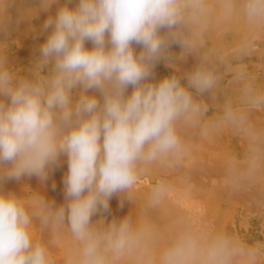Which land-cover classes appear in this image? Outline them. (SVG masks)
Returning a JSON list of instances; mask_svg holds the SVG:
<instances>
[{
  "label": "clouds",
  "instance_id": "9594fccd",
  "mask_svg": "<svg viewBox=\"0 0 264 264\" xmlns=\"http://www.w3.org/2000/svg\"><path fill=\"white\" fill-rule=\"evenodd\" d=\"M12 3L0 0V31ZM36 4L22 16L49 13L41 29L47 36L27 74L11 67L0 43V184L24 177L44 184L63 156L64 203L39 194L26 201L0 190V264H52L45 245L33 239L34 217L54 229L67 224L80 245L77 264H113L144 247L143 230L128 218L98 228L92 218L139 182L138 166L183 151L176 124L202 112L193 92L213 89L216 74L205 62L183 77L157 81L153 71L160 62L171 63L174 46L184 54L195 50L189 32L204 23L210 8L207 0ZM220 11L240 12L249 24L264 27V0H222ZM225 116L246 119L230 107ZM159 264H260V252L226 233L182 226Z\"/></svg>",
  "mask_w": 264,
  "mask_h": 264
},
{
  "label": "bare ground",
  "instance_id": "6f19581e",
  "mask_svg": "<svg viewBox=\"0 0 264 264\" xmlns=\"http://www.w3.org/2000/svg\"><path fill=\"white\" fill-rule=\"evenodd\" d=\"M21 1H26V0H20V2ZM211 1V0H210ZM209 0H207V2L209 3L208 4V6L210 5V2ZM214 1H216V0H214ZM213 1V2H214ZM222 1V0H221ZM19 1H18V3H20ZM18 3H17V0H13V3L11 4V6L14 8L15 6L17 7V5H18ZM35 3H36V0H35ZM217 3V2H216ZM215 3V4H216ZM220 3V2H219ZM212 4V3H211ZM214 4V6H213V8L216 6ZM27 5H28V3H27ZM10 6V7H11ZM35 6H37V4L35 5ZM56 8H57V5H53L52 6V8L50 9L51 11L54 9V10H56ZM211 9V12L213 13V10L214 9ZM15 10V9H14ZM52 11V12H54L55 13V11ZM220 10V9H219ZM219 10H218V8H217V11H218V13H219ZM9 11V10H8ZM51 11H50V13H51ZM10 13H11V11H9V15H10ZM40 13H43V14H40ZM40 13H38V17L40 18V20L39 19H37V21H38V24H34L33 25V23H32V25L33 26H31V27H33L34 29H35V26H37L36 28H38V30L39 31H37V29H36V32L34 31V33H31V35H36V33H38L39 34V32H40V34L41 33H43L42 31H40L41 29H42V27H38V26H43V20H41L42 18H44V21L47 19V16L49 15V14H47V12H40ZM54 13H52V14H54ZM215 13H217V12H215ZM240 12H238V13H236L237 14V16H236V18L240 15L239 14ZM12 14V13H11ZM15 14V13H14ZM41 16H40V15ZM220 14V13H219ZM235 14V15H236ZM239 14V15H238ZM19 15V14H18ZM208 15H209V13H208ZM218 15V14H217ZM242 15V14H241ZM213 16V15H212ZM212 16H210V18L212 17ZM231 16H233V15H231ZM230 16V17H231ZM221 17H224V16H221ZM229 17V18H230ZM240 17V16H239ZM243 17V16H242ZM9 18H14V17H9ZM21 18H24L23 16H22V13H21V16L19 15V17H18V20H17V23L16 24H14L16 27L18 26V24L22 21V22H24L23 20H21ZM209 18V17H208ZM208 18H207V20H208ZM29 19V18H28ZM32 19V18H31ZM212 19H213V17H212ZM211 19V20H212ZM227 19V18H226ZM242 19H244V18H242ZM241 19V20H242ZM223 20V19H222ZM221 20V21H222ZM240 20V21H241ZM10 21H11V19H10ZM26 21V20H25ZM29 22V25H31V23H30V21L31 20H28ZM42 21V22H41ZM218 21V20H217ZM228 21H230L231 23H233L231 20H228ZM9 22V21H8ZM39 22H40V24H39ZM208 22V21H207ZM226 22V21H225ZM229 22V23H230ZM25 23H27V21L25 22ZM210 23H212V21L211 22H209V24L207 25V27L210 25ZM240 23V22H239ZM10 24V23H9ZM9 24H7V25H9ZM21 24H23V23H21ZM218 24V23H217ZM220 24H222V23H220ZM219 24V25H220ZM26 25V24H25ZM204 25L205 24H203V25H201V29H203V27H204ZM216 25V24H215ZM225 25L226 24H224V26H221L220 27V29L222 28V27H225ZM238 25H240V24H238ZM10 26V25H9ZM23 26V25H22ZM230 26V25H229ZM228 26V27H229ZM232 26V25H231ZM231 26H230V28H231ZM240 26H242V25H240ZM248 26V25H247ZM251 26V25H250ZM25 27V26H24ZM200 27V26H199ZM206 27V28H207ZM227 27V26H226ZM245 27V26H244ZM261 27V26H260ZM13 28H15V27H13ZM28 28H30V26H28L27 25V28L26 29H23V30H27V32L29 31V30H33V28L31 29H28ZM40 28V29H39ZM216 28L217 29H219V27H217V25H216ZM229 28V29H230ZM250 28H254L253 26L252 27H250ZM17 29V28H16ZM219 29V30H220ZM228 29V28H227ZM245 29V28H244ZM246 29H248L249 30V28L247 27ZM245 29V30H246ZM13 30H15V29H13ZM22 30V29H21ZM21 30H20V32H21ZM195 30V29H194ZM198 30V29H197ZM197 30H196V32H197ZM240 30V29H239ZM251 30L252 29H250V32H251ZM256 30V29H255ZM257 30H259V27L257 26ZM4 31H6V29H4ZM4 31H3V33H4ZM17 31V30H16ZM207 31V30H206ZM215 31H216V29H215ZM218 31V30H217ZM216 31V32H217ZM221 31V30H220ZM224 31V30H223ZM253 31V30H252ZM264 32V27H262V29H260V31H253V32H255V33H259V35L258 34H251V33H253V32H251L250 33V37H249V39H252V37H255L256 38V36H254V35H257V37H259L261 34L262 35H264V33H262V32ZM2 31H0V33H1ZM30 32V31H29ZM190 32H191V30H190ZM199 32H202V30L201 31H199ZM226 32H227V30H226ZM228 32H229V30H228ZM11 33V32H10ZM15 34H13L12 36H10V39H11V37L13 38V41H16L15 42V44L16 45H18V47H19V45H21V48L22 47H24L26 44H28V43H26L25 44V42L26 41H22V40H24V39H21V38H18V36H19V34H18V36H17V34H16V32H14ZM24 33H26V32H24ZM219 33V32H218ZM222 33V32H221ZM224 33V32H223ZM230 33V32H229ZM242 33V32H241ZM12 34V33H11ZM28 34V33H27ZM37 34V35H38ZM39 34V35H40ZM214 34V33H213ZM249 34V33H248ZM247 33H245V35H248ZM4 35H5V33H4ZM10 34H7V36H9ZM22 36H23V34H21ZM24 35H26V34H24ZM47 35V33L45 34V36ZM194 35H197V33L196 34H194ZM194 35H192V36H194ZM199 35V34H198ZM217 35V34H216ZM222 35V34H221ZM227 35V34H226ZM237 35V34H236ZM240 35V34H239ZM261 35V36H262ZM17 36V37H16ZM28 36V35H27ZM30 36V35H29ZM191 36V38H193ZM211 36H212V34H211ZM210 36V37H211ZM219 34H218V38H219ZM223 36V35H222ZM222 36H220L221 38H222ZM261 36L259 37V38H261ZM1 37H2V35H1ZM4 37V36H3ZM14 37H16V38H14ZM21 37V36H20ZM31 37H33V36H30L29 38H31ZM210 37H208L207 36V38H209L210 39ZM227 36H225V38H226ZM231 37V36H230ZM239 37V36H238ZM241 37H242V35L240 36V39H241ZM262 37H264V36H262ZM22 38H24V37H22ZM26 38H28V37H26ZM25 38V39H26ZM195 38V37H194ZM193 38V39H194ZM212 38H213V36H212ZM233 38V37H232ZM231 38V39H232ZM248 38V37H247ZM255 38L253 39V40H251V41H256L257 40V38H256V40H255ZM1 39V38H0ZM8 39H9V37H8ZM9 39V41L12 43L13 41H11ZM199 39H201V38H199ZM214 39H215V37H214ZM216 39H217V36H216ZM229 39V38H228ZM228 39H227V41H228ZM235 39V38H234ZM262 39H264V38H262ZM21 40V41H20ZM28 40V39H27ZM220 40V39H219ZM233 40V39H232ZM8 41V42H9ZM18 41H20L19 42V44H18ZM35 41V40H34ZM39 41V40H38ZM38 41L36 40V43H35V45L37 46V43H38ZM207 41V40H206ZM210 41V40H209ZM213 41V40H212ZM234 42L236 41V39L235 40H233ZM250 41V40H249ZM249 41H245V40H243L242 41V43L243 42H245V44L246 43H248ZM7 42V43H8ZM22 42V43H21ZM32 42V41H31ZM40 42V41H39ZM226 41H224V43H225ZM262 42V41H261ZM24 43V44H23ZM202 43H204V42H202ZM207 43H209V42H207ZM206 43V44H207ZM215 43V42H214ZM221 43V42H220ZM227 43V42H226ZM258 43V42H257ZM257 43H256V46H257ZM262 43H264V42H262ZM32 44H33V42H32ZM210 45L212 44V42L210 41V43H209ZM218 43H216V45L215 44H213V45H215V46H218L217 45ZM234 44V43H233ZM237 44H238V38H237ZM240 45H242L241 44V41H240V43H239ZM244 44V46H249V45H245ZM249 44H250V42H249ZM252 44V43H251ZM254 44V43H253ZM252 44V45H253ZM15 45V46H16ZM23 45V46H22ZM209 45V46H210ZM222 45H224V44H222ZM221 45V46H222ZM231 45H232V43H231ZM230 45V46H231ZM259 45H261V44H259ZM30 46H32V45H30ZM204 46H206V45H204ZM203 46V47H204ZM207 46H208V44H207ZM214 46V47H215ZM229 45L228 46H226V47H228V48H231ZM235 46V47H234ZM239 46V45H238ZM238 46H236V44L235 45H233V47L231 48L232 50L234 49L235 50V48H237ZM262 46H264V45H262ZM17 46H16V48H18ZM26 47H27V45H26ZM26 47H24L23 48V51H25L24 49L26 48ZM202 47V48H203ZM213 46H211V48H214ZM220 47V46H219ZM254 47V46H253ZM252 46L250 47L249 46V49H247L246 51H248V52H245L246 54L247 53H250V52H252V55H253V53H254V48H253ZM259 47H261V46H258V48ZM16 48L14 49H12V51L13 50H16ZM175 48H177L176 46H175ZM196 48V47H195ZM210 48V49H211ZM220 48H222V47H220ZM228 48H227V50H226V52L227 51H229L228 50ZM253 48V49H252ZM18 49H20V47L18 48ZM27 49V48H26ZM197 50L196 51H194V55L196 56V52L198 53L199 52V50H198V48H196ZM224 49H226L225 48V45H224ZM231 49H230V51H231ZM246 49V48H245ZM245 49H243V51L245 50ZM250 49H252L251 51H250ZM256 49H257V47H256ZM138 51H139V49H137ZM172 50V49H171ZM208 50V47H207V49H206V51ZM212 50V49H211ZM214 50H216V48L214 49ZM219 50V49H218ZM259 50V49H258ZM260 50H262V51H264V49H260ZM260 50H259V52L257 53V54H259V55H257V54H255V55H253V57H252V60H253V58H254V56H255V58H259L260 59V61L262 62V61H264V60H261V53H262V51H261V53H260ZM177 51H179V50H177ZM201 51H202V49H201ZM205 51V50H204ZM210 51V50H209ZM213 51V50H212ZM211 51V52H212ZM220 51H221V53L219 52V54H218V52H216V54L215 55H220V54H222L223 52H224V50H223V52H222V50L220 49ZM240 51H242V49L240 50ZM256 52H257V50H255ZM19 53L18 54H15L14 56H16V55H20L22 52L21 51H18ZM180 52H182V49H180ZM193 52V51H192ZM192 52H190L191 54H189V56L190 55H192ZM10 53V52H9ZM14 53H15V51H14ZM14 53H12V54H14ZM172 53H173V50H172ZM210 53V52H209ZM235 53V52H234ZM243 53L244 52H241V55H243ZM244 53V54H245ZM11 54V55H12ZM177 54H180L179 52H177L176 54H175V56H177ZM182 54H184L183 52H182ZM188 54H186L185 56H187ZM199 54V53H198ZM197 54V55H198ZM202 54L203 53H200V55L202 56ZM212 53H210L209 55H211ZM244 55V56H246L247 58H249L247 55ZM194 55H192V56H194ZM215 55H212V58L211 59H213V56H215ZM217 55V56H218ZM240 55V56H241ZM251 55V54H250ZM251 55V56H252ZM262 55H264V54H262ZM182 56V58L181 57H178V59L179 60H182V59H184V57H183V55H181ZM188 56V58L189 59H187V58H185V59H187V61H188V63L189 64H192L193 65V63L196 65V63H198L199 61H201V60H198V62H196V61H191L190 60V58L192 59L193 57L192 56H190L189 57ZM216 56V57H217ZM17 57H19V56H17ZM206 57V56H205ZM211 57V56H210ZM177 58V57H176ZM206 58H208V57H206ZM219 58V57H218ZM217 58V59H218ZM222 57H220L219 59H221ZM233 58H235V57H233ZM239 58V57H238ZM236 59V60H240V59ZM244 58V57H243ZM246 58V59H247ZM262 58H264V57H262ZM184 59V60H185ZM208 59H210V58H208ZM216 59V58H215ZM229 59V58H228ZM258 59V60H259ZM175 60V59H174ZM177 60V59H176ZM171 61V62H173V63H170V64H168V65H170V66H166V68L168 67H173L172 69H175V66H178V64H179V62H178V64L176 65L174 62H177V61ZM184 60H182V61H184ZM223 60H224V58H223ZM233 60V59H232ZM231 60V61H232ZM244 60H245V58H244ZM187 61L185 62V63H187ZM202 61H203V58H202ZM228 61H230V59L228 60ZM241 61V60H240ZM254 61V60H253ZM191 62V63H190ZM193 62V63H192ZM196 62V63H195ZM204 62V61H203ZM223 62V61H222ZM221 62V63H222ZM224 62H225V60H224ZM232 62H234V61H232ZM245 62H247L246 60H245ZM187 63V66H185L184 65V67H182L183 65L181 64V65H179L178 67L180 68V70L179 71H177L176 69V71H177V73H181L182 74V76L185 74V72L187 73V67H189L188 69H190V65ZM202 63V62H201ZM206 63H208V61H206ZM218 63L220 64V62L218 61ZM228 62H226V64H227ZM237 62L235 61V64H236ZM243 63V62H242ZM254 63V62H253ZM162 64V63H161ZM163 64H166V63H164L163 62ZM174 64V65H173ZM231 64V63H230ZM240 64V63H239ZM260 64V63H259ZM262 64H264V62H262ZM173 65V66H172ZM191 65V66H192ZM199 65V63L197 64V66ZM228 65V64H227ZM242 65H244V64H242ZM247 65V64H246ZM261 65V64H260ZM208 66H209V63H208ZM249 66H251L252 67V64H251V62H250V65ZM262 66V65H261ZM260 66V67H261ZM195 67V66H194ZM222 67H224L223 65H222ZM240 67V66H239ZM242 67V66H241ZM260 67H256V65L254 64V68H257L258 70H259V68ZM262 67H264V66H262ZM184 68V69H183ZM192 68V67H191ZM226 68V67H225ZM232 68V67H231ZM230 68V69H231ZM25 69V68H24ZM156 69V68H155ZM165 69V68H164ZM171 69V68H170ZM178 69V68H177ZM236 69V68H235ZM256 69V70H257ZM260 69H262V73H264V68H260ZM246 70V69H245ZM157 71V70H156ZM156 71H154V72H156ZM168 71V70H167ZM191 71V70H190ZM248 71H250V70H248ZM261 70H259V71H257V72H260ZM161 72H162V70H161ZM252 73L254 72V71H251ZM158 73V72H157ZM180 73L178 74V75H180ZM184 73V74H183ZM244 73V72H243ZM246 73V72H245ZM245 73H244V75H245ZM261 73V72H260ZM261 73V74H262ZM153 74H155V73H153ZM159 74H161L160 72H159ZM241 74V73H240ZM254 74L255 75H253L252 77L254 78V76H255V78H257V81L259 80L258 79V76L257 75H259V74H257L256 75V71L254 72ZM156 75V74H155ZM155 75H153V77H154V79H156L155 77ZM158 75V74H157ZM162 75V74H161ZM249 75V74H248ZM248 75H246V76H248ZM160 76V75H159ZM181 75H180V77H182ZM261 76V77H260ZM259 76V78H260V82H264V79H262V78H264V77H262V76H264V74H262V75H260ZM227 77V76H226ZM239 77H240V75H239ZM238 77V78H239ZM251 77V76H250ZM157 78L158 79H162V78H159L158 76H157ZM234 78H237V77H234ZM241 78V77H240ZM253 78H251V79H253ZM224 79V78H223ZM230 79V78H229ZM229 79H227L226 80V84H227V81L229 80ZM246 79V78H245ZM244 79V80H245ZM157 80V79H156ZM233 80V79H232ZM232 80H230V81H232ZM237 82H239V81H241V85L243 84V86H245L246 88L247 87H249V83L251 82V81H249V83L247 84L248 86H246V82L243 80V79H235ZM234 80V83H237L236 81ZM239 80V81H238ZM243 80V81H242ZM158 81V80H157ZM255 80H253L252 81V83L254 82ZM224 82V81H223ZM242 82H244V83H242ZM248 82V81H247ZM259 82V81H258ZM224 83V84H225ZM230 83V82H229ZM228 83V84H229ZM222 84V83H221ZM232 84V83H231ZM254 84V83H253ZM257 84H259V83H257ZM262 84H264V83H262ZM262 84H259L258 85V87H260L261 89H262ZM232 85H234V84H232ZM235 86V85H234ZM237 86H240V85H236V88H237ZM250 86H252V84L250 85ZM225 87H226V85H225ZM229 87V86H228ZM255 87V86H254ZM253 87V88H254ZM222 88H223V86H222ZM233 88V87H232ZM235 88V87H234ZM239 88V87H238ZM250 88V87H249ZM252 88V87H251ZM251 88H250V90H248V91H251ZM260 89V90H261ZM214 90H215V87H214ZM213 89L212 90H208V91H211V92H208V93H210L209 94V97H211L212 95V93H216L217 91H214ZM224 90V89H223ZM254 90H255V88H254ZM214 91V92H213ZM241 91H243L242 89H241ZM247 91V90H246ZM245 91V92H246ZM258 91V90H257ZM261 91H264V90H261ZM244 92V91H243ZM251 92H254L253 93V95L255 94V92L256 91H251ZM260 92V91H259ZM204 93V92H203ZM203 93H201V94H203ZM218 93V92H217ZM216 93V95H218ZM247 93V92H246ZM198 94V93H197ZM204 94H206V93H204ZM203 94V95H204ZM252 94V93H251ZM257 94V93H256ZM259 94V93H258ZM200 95V94H199ZM211 95V96H210ZM216 95H214V96H216ZM202 96V95H201ZM200 96V97H201ZM199 97V98H200ZM218 97H220L219 95L217 96V98ZM196 98V97H195ZM216 98V97H215ZM214 98V99H215ZM221 98V97H220ZM254 97L252 96V99H253ZM197 100H198V97L196 98ZM195 99V100H196ZM255 99H256V97H255ZM251 100V99H250ZM257 100V99H256ZM255 100V101H256ZM260 100V99H259ZM262 100H264V99H262ZM262 100H260L259 102H261L262 103ZM252 101V100H251ZM254 101V102H255ZM215 102V101H214ZM214 102H213V104H214ZM222 101H220V102H217L218 104L216 105L217 107H218V109H221V111L224 109L223 108V105L222 106H220V104L219 103H221ZM244 101H240V102H237V101H235L234 102V105H233V103L232 104H230V106L231 105H233V107L235 106V105H237V104H246V103H243ZM250 102V101H249ZM248 102V103H249ZM257 102V101H256ZM199 103V102H198ZM248 103L246 104L247 105V107L245 106V105H243V106H240L239 105V107H231V109L233 108V111H235V112H238V113H241V114H243L244 116H245V118H247L248 120H249V118L250 117H248V115H250L251 116V119H253V118H255V114L257 115L256 116V118L255 119H257L258 120V118H260V117H262V116H259L258 114H261V115H264V113H260V112H256V109H255V107H257V106H255L254 107V105H253V107H252V111H251V108H248L249 107V105H248ZM258 103V102H257ZM252 103V104H255V105H260V103ZM221 104H223V103H221ZM250 104V103H249ZM215 105V104H214ZM251 105V104H250ZM222 107V108H220V107ZM238 106V105H237ZM262 106H264V105H262ZM261 106V107H262ZM211 107H213V105L211 106ZM210 107V108H211ZM227 107H225V109H226ZM253 108L255 109L254 111L256 112H254L253 111ZM214 110V109H213ZM257 110H258V108H257ZM218 111V110H217ZM259 111H262L261 109L259 110ZM214 112V111H213ZM224 112V113H223ZM251 112H254L255 114L254 115H252L251 114ZM205 113V112H204ZM225 111L223 110L222 111V113L221 114H224V115H222L221 117L219 116V119L221 118V120H218V118H216L217 119V124H218V121H222L223 119H222V117L223 116H225ZM220 114V115H221ZM202 116V115H201ZM214 116V115H213ZM252 116H254L253 118H252ZM258 117V118H257ZM211 118H212V116H211ZM224 118V117H223ZM214 119V118H213ZM215 119V120H216ZM247 119H245L246 120V122L245 123H251V124H245V126H249L250 127V130H248V128L249 127H245L242 123V125H238V123L239 122H237V124L235 123V122H233V124L231 123V125L230 124H228V123H226V122H224V124H227L228 126H233L232 128L233 129H235L237 132H236V134L234 133L235 132V130H230L229 131V129H232L231 127H228V129L225 127L224 128V126L222 125V128H219L217 125H214V126H216V129L218 128V129H221L222 130V132L224 131L226 134L225 135H227V137H225L224 136V134H223V139H221V135H219V136H216L215 134H214V132L216 131H213V134H214V136H211L210 134V136H208V141H206L207 140V138L206 139H204L203 138V140L201 139V135H200V133H203V130H202V128H201V126H199V124L201 123H199L198 122V125H197V120H196V117H189V118H182V119H180L178 122H177V124H176V130H177V134H178V136L181 138V140L182 139H187V140H190L191 141V143L193 144V141L194 142H198V143H195V144H197L196 146H199L202 142H205L206 143V147H205V144L204 143H202L201 144V147L199 146V147H193V146H191V147H193V148H197L194 152H192V153H189V152H191V150L193 149H190V151L188 150L189 148H191V147H186V145L187 144H189L190 142L189 141H185V143H183V150L186 152V148H188L187 150L189 151H187V153L186 154H188V155H193L189 160H190V164H189V161L188 160H186L184 163L187 165V166H190L189 168H188V170H187V166H185L186 167V169H185V171L183 170V165H181L180 163H177V158H175V156H170V157H166V158H162V159H159L161 162H160V164H163V160H165L166 159V161L168 160V161H172L171 163H173V164H175V162H176V165H173L174 167H173V171H172V165L169 163V162H164V165H163V168H165L167 165H168V163L171 165L170 166V169H171V171L172 172H178L177 174L178 175H182V177H184L183 178V180L185 179H187L186 181V183H185V185L182 187V184H184V183H181L180 181H177V179H178V175H176V177H177V179L174 181L173 180V182H180L181 183V187H178L177 186V191H176V189H175V191L177 192V195H175V194H173L172 196V198L174 199V196L177 198V199H174L175 200V202H178V203H175V202H172V204H170V201L172 200V198L170 199L169 197H167L166 196V193H163V192H167L168 190H169V188H170V190H172V189H174L173 187H172V185H170L171 187H172V189H171V187H169V188H167L166 189V187H168V185L170 184V182L169 183H166L165 181H162V182H164V183H166V184H164V183H159L158 185V187L160 188V185H162V186H165V185H167L166 187H165V189L167 190V191H163L162 190V192L160 191V194L162 193V195H159V194H155V192L153 193V191H159V190H161V189H159L158 188V190L157 189H155L154 188V190L152 191V188H150L149 187V184L148 183H150V184H152L151 182H148L147 183V185H148V187L146 186V181H144V183L145 184H143V180H142V177H146V176H148V175H150V174H148L147 175V173H148V171L151 173V171H153V170H148V168L147 169H141V171L142 172H144V174H146V176L144 175V176H141V181L140 182H138L134 187H133V189H135V191H136V188H139V184H141V182H142V186L140 185V187H143V188H145V186H146V188H150V189H147V191H152L151 192V195L153 196V198H154V201L156 200V198L158 197V199L161 201V200H164L165 198V196H166V198H169L168 199V201L167 200H165V204L168 206H166V205H164L163 206V204L164 203H161L159 200V203H161L160 205H158L159 203L158 202H156L157 204V207H158V209H160L159 208V206L160 207H162L163 208V212L165 211V208L167 209H169L170 211H172L173 213H171V214H164L165 216H169V215H171L172 216V218H175V219H173L174 220V222H170L171 223V225H170V227L172 228V230H174L175 229V227H176V229L178 228L179 229V227L181 228L182 226H180V225H178L179 224V222H182L183 220V218L185 217V216H182V213L184 214L185 213V215H188L189 214V217L191 216V214L192 213H189L190 212V210L191 211H196L194 214H195V216L197 217L198 216V218L196 219V217L194 216V214H193V216H194V218L196 219H194V218H192V216L190 217V218H192V220H194V221H192V220H190V222L192 223V222H195L196 221V226H194L193 228H195V227H197L198 228V230H200L201 228H202V226L200 225V223H202L200 220H203V216H205V215H207V214H203V215H201V214H199L200 213V211L202 212L203 210H204V212H206L207 210L211 213V214H213V219H211L212 217H210L209 219L211 220V222H214V223H209L208 224V227H210V230H209V228L208 229H206V225L204 224V226H206V227H204L203 229H201V231L202 230H204V229H206V231L208 230V231H212L213 232V229H214V232H223V233H226V234H228V235H230V236H232V237H235L238 241H240L241 242V235H243L245 232H246V236H244L243 235V238L244 237H247L248 239L249 238H255L254 237V235L256 234H258V233H256V232H254V230L257 228V227H259V235L261 234L260 233V231H261V229L262 230H264V214H261V213H258L257 215H259V217H257L256 218V216H255V218L252 216V214H251V216H249V215H247V214H249V213H246V215L247 216H249V217H253V218H250V219H248V221H247V219H246V217L247 216H243V218L241 217V219L243 220L244 219V217H245V219H246V222H241L240 223V221L241 220H238V224H236L237 223V220H236V218H237V216H234V214L236 215V210L233 212L232 210H229L230 208H229V206H227L226 205V202H225V198H224V196L225 195H227L228 193H229V191H232V193H235L236 192V190L238 191V193L239 192H242V193H239L240 194V197H242L241 196V194L242 195H244L242 198H244L245 199V197H246V199H248V201H250L251 203H249V206L250 205H254V209H255V211L258 209V210H260V212L262 211V212H264V131H261V129L262 128H264V125H262V128L260 129V125H259V120L256 122L257 124H254L255 123V121H253V120H255V119H253L252 121H251V119L248 121ZM196 120V121H195ZM208 120V119H207ZM214 120V121H215ZM224 120L226 121H228V119H226V117L224 118ZM223 120V121H224ZM260 120H262L260 123L262 124V122H264V117H262V118H260ZM196 122V123H195ZM209 122V121H208ZM212 122V121H211ZM232 122V121H231ZM206 123H207V121H206ZM210 123V122H209ZM214 124V123H213ZM212 124V125H213ZM220 124H219V126H220ZM252 124H253V126H255L256 125V129L252 126ZM207 125H208V123H207ZM207 125H205V127L206 128H209L210 126H208L207 127ZM226 125V126H227ZM257 125H259V126H257ZM244 127V128H242V127ZM212 127V129H213V126H211ZM205 128V129H206ZM242 128V129H241ZM247 128V129H246ZM251 128H252V130H253V132L255 133L256 131H257V133H258V135H259V133H260V131H261V135H259V137H258V135H256L255 137H254V134H250L249 135V132L250 131H252L251 130ZM210 129V128H209ZM243 129L245 130H247L248 131V133H247V136L249 135V136H251L252 135V137H254V139L253 138H251V137H245V131L244 132H241V131H243ZM259 129H260V131H259ZM262 130H264V129H262ZM207 131H209V133H210V130H207ZM217 131H220V130H217ZM259 131V132H258ZM222 132H220V134H222ZM238 132H240L239 134L241 135V137L243 136V138H249V139H251L250 141H249V143L247 142V139L245 140V139H241V137L239 136V134H237ZM244 133V134H243ZM235 136H237L238 135V137L240 138V139H235V137H234V135ZM256 134V133H255ZM206 135H208V133L204 130V134H202V136H206ZM221 136V137H220ZM225 138H226V140H228V138H229V141H230V143H233V144H231V146H229V147H226V145H223L224 144V142L226 141L225 140ZM253 139V140H252ZM257 140V142H256V140ZM223 142H222V141ZM225 140V141H224ZM231 140H233V142L231 141ZM220 141V142H219ZM189 142V143H188ZM199 142H201V143H199ZM208 142V143H207ZM242 142L244 143L243 145H245V146H249V148H250V144H251V147H252V144L254 145L255 143H258V145L260 144V146H258L257 144H255V145H257L258 146V149L260 148V150H258L256 147H254V148H256L257 149V151H255V154H250V155H246L245 153V151H244V146L243 145H241L242 144ZM191 143L189 144V146L191 145ZM222 143V144H221ZM229 143V142H228ZM230 143L229 144H227L226 142H225V144H227V146L228 145H230ZM184 144H186L185 146H184ZM232 145H233V147H232ZM188 146V145H187ZM195 146V145H194ZM247 148V147H246ZM253 149V148H252ZM247 150V149H246ZM248 150H250V149H248ZM184 152V153H185ZM252 152V151H251ZM254 152V151H253ZM182 154H183V152H181ZM180 153V155H182ZM249 153V152H248ZM185 154V155H186ZM184 156L183 155V157H190V156ZM253 155V156H252ZM175 159H174V158ZM177 157V156H176ZM182 157V156H181ZM181 158V159H184V158ZM62 159H60V163H65V162H67L66 161V159H65V157L63 158V157H61ZM174 159V160H176L175 162H173L174 160H170V159ZM179 158H180V156H179ZM180 159V160H181ZM62 160H64L65 162H62ZM159 160L158 161H153V162H156L157 164L159 163ZM183 161V160H182ZM182 161H180V162H182ZM152 163V161L149 163L148 162V164L150 165ZM156 163H153V164H155V165H153V166H155L156 167ZM165 163H166V165H165ZM188 163V164H187ZM66 164V166H67V163H65ZM178 164H179V166H180V168L179 169H181L182 168V171L180 172V170L178 169ZM62 165V164H61ZM61 165L59 166V169H61V171H58V172H62L61 174H59V176H58V172H54L55 174H51V175H57L58 176V178L57 179H60V175H65L64 174V172H63V170L65 169H67V167H65L64 166V168L62 167L61 168ZM144 165H147V163L146 164H144ZM63 166V165H62ZM159 166V165H158ZM157 166V167H158ZM162 166V165H161ZM160 166V167H161ZM176 166H178L177 167V169L179 170H177L176 169ZM183 166V167H182ZM141 167H143L142 165H141ZM141 167H139V168H141ZM147 166H145V168H146ZM155 167H152L151 168V165H150V168L151 169H153V168H155ZM157 169V168H156ZM156 169H154L155 171H153V172H155L154 174H156V173H160L161 172V170H159V168L157 169V170H159L160 172H158ZM161 169V168H160ZM166 170H168L169 171V169H167V168H165ZM145 170H146V172L147 173H145ZM148 170V171H147ZM175 170V171H174ZM56 171V170H55ZM138 171V170H137ZM140 171V170H139ZM141 171H140V173H141ZM157 171V172H156ZM170 171V173H172ZM183 171H184V173H183ZM66 172V171H65ZM153 172H152V175H153ZM165 172V171H164ZM163 172V173H164ZM163 173H160L159 175H161L162 174V180L163 179H166V177H170L169 176V172H167V174H168V176H167V174L166 175H163ZM180 173V174H179ZM186 173V174H185ZM142 174V173H141ZM50 175V176H51ZM172 176H175V175H173V173L171 174ZM184 175V176H183ZM52 176V177H53ZM155 176V175H154ZM154 176L153 177H151L152 179L154 178ZM166 176V177H165ZM179 176V177H180ZM62 177H64V176H62ZM61 177V178H62ZM139 177H140V175H139ZM138 177V178H139ZM149 178H150V176H148ZM159 177H161V176H159ZM158 177V178H159ZM163 177H165V178H163ZM175 177V178H176ZM182 177L180 178V179H182ZM187 177V178H186ZM56 178V177H55ZM150 178V179H151ZM157 178V177H156ZM155 178V181L157 180ZM168 178L166 179L167 181H168ZM171 178H173V177H171ZM259 178H261V179H259ZM22 179H26V181H27V183H30L31 181V178H28V177H26V178H22ZM21 179V180H22ZM53 179V178H52ZM52 179H49V181H48V183L50 182V186H51V184H52V182H51V180ZM146 179V178H145ZM144 179V180H145ZM21 180H19V181H17L18 183L21 181ZM33 180H37L36 182H35V186L37 187V189H39V190H41L42 189V191H44L43 190V184H41V182L37 179V178H35V177H33ZM54 180V179H53ZM60 180H63V179H60ZM148 180V179H147ZM185 180H184V182H185ZM159 181V180H158ZM160 181H161V179H160ZM23 182V183H22ZM25 181H21L20 183H22V184H18V183H16L15 184V186L14 185H12V187H15V188H13V189H10V191H13L14 193H16V192H19L21 195L22 194H26L25 192H24V190L25 189H29V188H25V183H24ZM56 182V181H55ZM57 182H58V180H57ZM56 182V183H57ZM154 182V181H153ZM157 182V181H156ZM15 183V182H14ZM47 183V182H46ZM45 183V185H47ZM61 183V182H60ZM63 183V182H62ZM31 185H32V183H30ZM29 184V185H30ZM59 183H57V185H58ZM154 184V183H153ZM151 185V187L152 186H157V185ZM156 184V183H155ZM176 184V183H175ZM1 185H3V186H5V189H6V187L8 188V185L6 186V184L4 185V183L3 184H1ZM30 185V186H31ZM63 185V184H62ZM138 185V186H137ZM27 186V185H26ZM30 186H28V187H30ZM41 186H42V188H41ZM49 186V187H50ZM59 187H62L61 186V184H59L58 185ZM58 186H57V188H55V190H58ZM161 186V188L163 189V187ZM174 186H176V185H174ZM218 186H221V187H218ZM44 187H46V186H44ZM48 187V186H47ZM52 187V186H51ZM56 187V186H55ZM64 187V186H63ZM63 187H62V189H63ZM1 188H2V186H1ZM31 189H33L32 187H30ZM41 188V189H40ZM176 188V187H175ZM232 188V189H231ZM4 189V190H5ZM46 189V188H45ZM234 189H236V190H234ZM35 190V188L33 189V192H35L34 191ZM50 190H53L52 188L51 189H49V191H47V192H51L50 194H51V198H50V195L48 194L47 196H45L47 199H48V201H50L49 199H51L52 201H54V203H56V205L59 203V205H60V202L63 204V202H64V197H62L61 198V194H59L62 190L60 189V191L59 192H57L56 191V193H55V191H53V194H52V191H50ZM132 189H130V190H128V191H126V192H124V193H121V194H119V196L117 195V196H113L111 199H115V202H117L118 200H122L123 198H120V197H126V199L124 200V201H126L127 200V197L129 196V193H130V191H131ZM195 190L197 191V193L199 192H201L202 194L203 193H206V200H205V202L207 203V205H205L206 203L203 201V198H202V196L203 195H201V193H200V195H199V193H198V195L195 193ZM234 190V191H233ZM5 191H8V190H5ZM26 191V190H25ZM64 191V190H63ZM62 191V192H63ZM138 191H140V190H138ZM138 191H137V193H136V196H134L137 200H138V202L137 203H140V205H137V206H139L140 208L139 209H137V210H140V209H142L143 208V211H146L147 213H149V216L150 217H152L153 219H155L154 217H156V211H154L155 210V208H153L152 210H150V212L151 211H153V214L152 213H150V212H148L147 210H146V208L147 209H150L149 207H146L145 205H144V203H146V202H141V201H143V199H144V196H143V194H141V193H138ZM143 191V193H147V191H146V189H145V192H144V190H142V188H141V192ZM31 192V191H30ZM38 192V191H37ZM36 192V193H37ZM133 192V191H132ZM132 192L130 193V194H132ZM150 192H148V194H146V195H149V197H151V195H150ZM170 192V191H169ZM173 192V191H172ZM7 193V192H6ZM39 193V192H38ZM55 193V194H54ZM134 193V194H135ZM175 193V192H174ZM231 192H230V197H231V194H232ZM237 192L235 193V194H232V195H236V196H234L235 198L234 199H236V197H237V194H238ZM18 194V193H17ZM29 194V193H28ZM42 194V193H41ZM58 194V195H57ZM128 196H127V195ZM156 196V198L154 197V195ZM163 194L165 195V196H163ZM172 194V193H171ZM171 194H169V195H171ZM238 194V195H239ZM30 196H31V193L29 194ZM40 195V194H39ZM46 195V194H45ZM54 195V198H61L62 199V201L60 200V199H58L59 201L57 202L56 201V199L55 200H53L54 198L52 197ZM60 196V197H56V196ZM63 195V194H62ZM133 195V194H132ZM168 195V196H169ZM44 196V195H43ZM198 196V197H197ZM199 196H201V198L202 199H199L200 200V202L201 203H199L198 202V198H200ZM32 197V196H31ZM49 197V198H48ZM116 197H119L120 199H118L117 198V201H116ZM132 196H130V199L132 200V198H134V197H132ZM160 197H162V198H164V199H160ZM225 197H227V196H225ZM23 198V197H22ZM53 198V199H52ZM134 198V199H135ZM153 198H151V199H153ZM129 199V200H130ZM150 199V200H151ZM232 199H233V197H232ZM239 196H238V200H234L235 202H233L232 204H234V203H236L237 204V202L239 201ZM245 199V202L247 203L246 205L248 206V201ZM120 200V201H121ZM144 200H146V199H144ZM173 200V201H174ZM176 200H178V201H176ZM202 200V201H201ZM51 201V202H52ZM56 201V202H55ZM111 201V200H110ZM123 200H122V202H124ZM136 201V200H135ZM140 201V202H139ZM228 201V200H227ZM242 201H243V199H242ZM127 202V201H126ZM126 202H124L123 203V205H125L126 206V204H129L128 202H131V205H132V203H133V200L132 201H128L127 203ZM150 202V201H149ZM162 202H164V201H162ZM169 202V203H168ZM203 202V203H202ZM240 202V201H239ZM111 203H112V201H111ZM126 203V204H125ZM151 205H152V200H151ZM175 203V204H174ZM205 203V204H204ZM252 203H255V204H252ZM114 204V203H113ZM112 204V205H113ZM116 204H119L118 206H116L115 207V209H114V206H115V204H114V206H112L111 208H113L114 210H115V212L113 211V212H110V215L109 216H107V217H105L104 218V214L102 215L101 214V217L103 216V221H99L98 223H96V224H94L96 227H107V225L108 224H110L113 220H115V221H117V222H119L121 219H120V216H121V214H119V212L121 213V211L123 212V210H126V208H124L125 206H123V207H120V202L118 201V203H116ZM201 204H203V206L201 207ZM228 204L230 205L231 203H229V201H228ZM241 204V203H240ZM243 204V203H242ZM241 204V205H242ZM131 205H128V206H130L131 208H133ZM171 205V206H170ZM240 205V206H241ZM136 206V205H135ZM143 206H145L146 208H145V210H144V207ZM245 206V205H244ZM243 206V207H244ZM252 206L251 207H249L248 209H250V208H252ZM129 207V211H131V208ZM170 207V208H169ZM203 207H205V208H203ZM207 207V208H206ZM232 207H233V205H232ZM242 207V206H241ZM123 208V209H122ZM128 208V207H127ZM137 208V207H136ZM209 208V209H208ZM202 209V210H201ZM205 209H207V210H205ZM233 209H234V207H233ZM128 210V209H127ZM126 210V211H127ZM169 210H167V211H169ZM253 209H251V211H252ZM125 211V212H126ZM129 211H128V213H129ZM133 211V210H132ZM131 211V212H132ZM143 211H138V212H142V215L140 216V215H138V213L137 214H135V212L133 213V220H135L134 222H136V227H137V229L138 230H143V236H144V247L143 248H141V249H136V250H138L137 252H138V254H137V252H136V250L135 251H132L131 253H127V254H125V255H123V256H121V257H119V258H117V259H115L116 260V262H115V264H147L148 262H149V259L150 258H155V260L156 259H158L159 257H158V255L159 254H161L162 252H163V250L166 248V247H168V245H169V242H171L172 241V239L170 240V238L173 236H170V234L169 233H167V231L168 230H170V229H167L166 227H167V225L164 227L163 225H165L166 223L165 222H160V220H159V222L160 223H162V226H158L157 227V224L159 223V222H157V223H155V220H153L152 218H151V220L150 219H147V218H149V217H145L146 218V221L147 220H150L151 222L152 221H154V222H152V223H154V225L153 226H155L156 225V228L154 227V234L152 235L151 233H153L152 232V230H153V228H151V224L149 225L148 224V227H144V225H147L146 223H145V220H143V215L145 214V213H143ZM159 211H161V210H159ZM158 211V212H159ZM167 211H166V213H167ZM230 211V212H229ZM249 211V210H248ZM250 211V212H251ZM197 212H199L198 214L199 215H201L202 216V218L197 214ZM259 212V211H258ZM101 213H104V212H101ZM105 213H107V212H105ZM109 213V212H108ZM112 213V214H111ZM127 213V212H126ZM125 213V214H126ZM145 214L146 216L148 215V214ZM188 213V214H187ZM203 213V212H202ZM207 213V212H206ZM210 213H209V215H210ZM238 213V212H237ZM242 213H244V212H242ZM241 213V214H242ZM244 213V214H245ZM257 213V212H256ZM256 213H254V214H256ZM124 214V215H125ZM150 214H152V215H150ZM155 214V215H154ZM243 214V215H244ZM128 215V214H127ZM209 215H207V217L205 216V218L207 219L208 218V216ZM238 215H240V213L238 214ZM100 216V214H98V217ZM164 216V217H165ZM170 216V217H171ZM175 216V217H174ZM183 217L181 220L182 221H180L179 219L181 218V217ZM129 217H131V215L129 216ZM159 217H162V215L159 213ZM158 217V218H159ZM169 217V218H170ZM180 217V218H179ZM200 217V218H199ZM229 217V218H228ZM94 218V217H93ZM92 218V219H93ZM96 218V217H95ZM94 218V219H95ZM125 218H127L126 216H125ZM157 218V217H156ZM169 218H167V219H165V220H169ZM172 218H171V220H172ZM177 218H179L178 220H177ZM93 219V220H94ZM98 219V218H97ZM162 219H164V218H161V220ZM206 219H204L205 221H206ZM96 220V219H95ZM94 220V221H95ZM100 220V219H99ZM129 220H131V218L129 219ZM175 220L176 221H179V222H175ZM210 220H208L207 222H209ZM213 220V221H212ZM38 221V220H37ZM36 221V223H38ZM170 221V220H169ZM186 219H185V221H183V223H180V224H183L184 226H185V224H186ZM204 221V222H205ZM130 222H132V221H130ZM167 222V221H166ZM185 222V223H184ZM189 221L187 222L188 223V225H189V223H190ZM33 223H35V222H33ZM148 223V222H147ZM150 223V222H149ZM164 223V224H163ZM169 223V224H170ZM174 223H176V224H174ZM132 224V223H131ZM134 224V223H133ZM174 224V225H173ZM192 224H194V223H192ZM192 224H191V226H192ZM239 224H242L241 226L243 227H247V229H246V231L242 234V232L245 230V228L243 227V229L244 230H242V231H240V229H239V227H238V225ZM37 225V224H36ZM41 225H42V223H41ZM176 225V226H175ZM187 224H186V226H188ZM200 226V229H199V226ZM209 225H212V226H209ZM213 225H215V228H213ZM258 225V226H257ZM50 226H51V224H50ZM50 226H49V229H50ZM149 226H150V229H149ZM152 226V227H153ZM173 226V227H172ZM257 226V227H256ZM38 227H39V225H38ZM38 227H36V228H38ZM41 227L42 226H40V229H38V234H39V232L41 233V230H46V231H42V232H47V233H44V236H43V234L40 236H37V237H40V238H43L44 240H46V243L48 244V246H50L49 244L52 242L50 239V235L49 236H46V234L48 235L49 233H48V231H49V229H48V231H47V229L45 228V227H42V229H41ZM133 227H134V225H133ZM162 227V228H161ZM33 228H34V226H33ZM45 228V229H44ZM145 228V229H144ZM164 228V229H163ZM174 228V229H173ZM196 228V229H197ZM213 228V229H212ZM135 229V228H134ZM167 229V230H166ZM178 229H177V231H178ZM33 230V229H32ZM36 230V229H35ZM62 229H60L59 231H61ZM180 230V229H179ZM59 234H61V232H63V231H61V232H59L58 230H56ZM146 231V232H145ZM36 232V231H35ZM65 232V231H64ZM63 232V233H64ZM148 232H150V233H148ZM175 232H176V230H175ZM258 232V231H257ZM57 233V234H58ZM255 233V234H254ZM34 234V233H33ZM70 234V233H69ZM152 236H151V235ZM241 234V235H240ZM262 234H264V231H262ZM261 234V237L262 238H264V235H262ZM35 236L37 235V234H34ZM65 235V234H64ZM64 235H60V236H57L56 238H60L61 236H63V237H61V239H63L62 240V242L64 241L65 242V236ZM43 236V237H42ZM48 238H50V239H48L49 240V242H47L48 240L46 239V237ZM67 236V235H66ZM68 237L70 238V239H73V238H71L69 235H68ZM153 237V239H151V240H153V241H151L150 240V238H152ZM260 237V238H261ZM69 238H67V243L65 244V246L67 247V248H69L70 247V244H72L71 243V241L72 240H70ZM259 238V237H258ZM43 239H39V240H43ZM157 241V244H158V246L157 247H155L154 245H155V240ZM174 239V238H173ZM57 240V239H56ZM70 240V243L68 242ZM170 240V241H169ZM260 240V239H259ZM34 241H38L37 239L35 240L34 239ZM41 241H39V242H41ZM58 241H60L59 243H61L60 245H62V242H61V240H58ZM74 241H75V239H74ZM151 241V242H150ZM245 241V240H244ZM244 241H242V242H244ZM54 242V241H53ZM64 242H63V244H64ZM150 242V243H149ZM154 242V243H153ZM241 242V243H242ZM249 242H251V239L249 240ZM259 242V241H258ZM41 243H43V242H41ZM45 243V242H44ZM46 243H45V246H46ZM58 243V244H59ZM246 243H247V239H246ZM53 244H55V243H53ZM52 244V245H53ZM75 244H76V241H75ZM74 244V245H75ZM79 244V243H78ZM151 244V246H149ZM168 244V245H167ZM243 244H245V243H243ZM248 244V243H247ZM250 244V243H249ZM248 244V245H249ZM251 244H252V242H251ZM251 244H250V247H253V245L251 246ZM255 244H256V242H255ZM254 244V245H255ZM260 244H262V242H260ZM59 245V246H60ZM68 245V246H67ZM74 245H71V246H74ZM64 245H63V249H65L67 252H68V250H69V253H71V250L70 249H72V247L71 248H69V249H66V247H65ZM79 247L78 248H75V250H77L78 249V251H76V254H77V256H73V257H70V256H66V258L64 259V261H62V259H60V261H58V258H57V254L55 255L56 256V259L57 260H53L54 259V257H53V255L49 252V254H51L52 255V257H50V258H52V264H77V262H75L76 261V259H77V257L79 258V248H80V245H78ZM245 246H247V245H245ZM256 246H258V245H256ZM51 247V250H50V248H49V250L52 252H54V250H53V247H54V245L53 246H50ZM61 247V246H60ZM152 247V248H151ZM255 247V246H254ZM260 247H262V246H260ZM55 248H57V247H54V249ZM149 248H151V250L152 251H150V249ZM155 248V249H154ZM259 249H261V248H259ZM48 250V251H49ZM61 250V249H60ZM59 250V252H62V251H60ZM262 250H264V248H262ZM56 251V250H55ZM72 251H73V249H72ZM154 251V252H153ZM260 251V250H259ZM57 252H58V250H57ZM64 252V251H63ZM136 252V254L135 255H137V257H134V253ZM157 252V253H156ZM159 252V253H158ZM261 252V251H260ZM68 253V254H69ZM154 253V254H153ZM156 253V254H155ZM262 253H264V252H262ZM60 254V253H59ZM67 254V255H68ZM261 254V253H260ZM63 255V254H62ZM73 255V254H72ZM140 255V256H139ZM155 255H157L156 257H155ZM63 256H65V255H63ZM63 256H61L60 255V257L61 258H63ZM139 256V257H138ZM154 256V257H153ZM160 256V255H159ZM260 256H264V255H260ZM261 258V257H260ZM153 259H152V262H153ZM262 259V260H261ZM260 259V264H264V258H261ZM154 260V261H155ZM54 261H56V262H54ZM78 261V260H77ZM157 262H158V264H159V259L157 260Z\"/></svg>",
  "mask_w": 264,
  "mask_h": 264
},
{
  "label": "rangeland",
  "instance_id": "374dc122",
  "mask_svg": "<svg viewBox=\"0 0 264 264\" xmlns=\"http://www.w3.org/2000/svg\"><path fill=\"white\" fill-rule=\"evenodd\" d=\"M18 1L20 2V0H17V3H18ZM209 1H210V0H209ZM213 1H214V0H211V1H210L212 4L210 3V5H209L210 11H209V15H207V18H208V17H209V18H208V20H207V18H206V20L204 21L203 24H205V25H204L203 29H201L202 27H201V25H200V27L198 26V27H196V28H193V29H191V32H189V35H190V36H192V35H194V34L197 33V35L192 36L193 38L195 37L194 39H193V38H192V39H193L194 42H195V45H196L195 47L198 48V50H199V52H198L199 54L196 52V56H195V55H194V54H195L194 51L197 50V49L195 48V50L192 52V55H194V56L190 55V56L193 57L192 59L190 58V60L193 61V62L196 61V60H197L196 62H198V60H201V61L198 62L199 64H200L201 62H203V61H204L205 63H206V61H208V63H209V67L212 68V69L214 70V72H215V74H216V77H217V83H216V85H215V90H214V88H213V90H214V91H217L218 93H217V92H216V93L221 97V98H220V97L217 98L218 95H216V93H215V94L212 93V94H211L212 96L210 95L211 97H209V94H210V93H208V92H211V91H205L204 93H206V94L203 93L204 95L201 94V93H198V94H197V93L193 92L194 98H195V97H196V98L198 97V100L195 98L196 101L199 102V103L203 106V110H202V112H201L199 115L195 116V117H196V120H197V121H196V120H195V121L197 122V125H198V122H199V123L201 122V123L199 124V126H201V128H202V130H203V133H200V135H201V139L203 140V138L205 137L204 139L207 138L206 141H208V136H210L211 134H212L211 136H214V134H215L216 136L221 135V136H222V137L220 136L221 139H223L224 136L227 137V135H225L226 133H225L224 131L222 132L221 129H218V128L216 129V126H214V125H217L219 128H222V125H223L224 128L226 127L227 129H228V127H231V126H228L227 124H224V122H226V123H228V124H230V125H231V123L233 124V122H231L230 120H228V121H227V120H226V121L224 120V118H225L226 116H223L224 118L222 117V119H223L224 121H223V120H222V121H218V124H217V119H216V118H218V120H221V118L219 119V116L221 117L222 115H224V114H221L222 111L224 110V111L226 112V110H227L229 107H230V108L233 107L235 101H237V102L244 101L243 103H246V102L248 103V102L250 101L249 103H250L251 105L248 103V105H249L248 108H251V111H252V107H253V105H254V107L257 106V107H255L256 112H260V113L262 112V113H264V106H262V105H264V100H262V99H264V91H261V90H264V84H262V83H264V82H260V78H259L260 75L264 74V73H262V69H260V68H264V67H262V66H264V64H262V62H264V61L261 62L260 59L258 58V59H259V60H258L257 58H255V56H254V58H253L254 61L252 60L253 55L257 54V53L259 52L260 49H264V46H262V45H264V43H262V42H264V39H262V38H264V37H262V36H264V35L261 34V35H262V36L260 35L261 38H259L260 36L257 37V35H254V36H256L257 40H256L255 37H252V39H249V37L251 36L250 33L253 32V31H255V32H256V31H260V29H262V26H261V27L258 26V27H259V30H257V25L249 24V23L247 22V20H246L244 17H242L243 15H241V13H239L240 15L238 14L240 17L238 16V17L236 18V16H237L236 13H238V12L235 13L236 15L233 14V16H231V17H230V16H224V15H222V14H221V11L219 10V9H220V4H221L222 1H221V0H216V1H214V2H213ZM216 2H217V3H216ZM219 2H220V3H219ZM27 3H28V5H27ZM207 3H208V2H207ZM215 3H216V4H215ZM208 4H209V3H208ZM214 4H215L216 6L213 8ZM35 5H36L35 0L21 1L20 3H18L17 7L15 6L14 8L10 5L11 7L9 6V11H11L12 14L10 13V15H9V11H8V16H9V17H14V18H9V22H8L7 24L10 23V24H9L10 26H9V25H6V27H5L6 31L2 30V32L0 33V38H1V39H0V43H3V44H5V45L7 46V47H6V53H7L8 62H9V64L11 65V67H12L14 70H16L18 73H20L21 75L27 74L28 69H29L30 67H32L33 62L35 61V59H36V58L38 57V55H39V47L44 43V41H45V39H46V36H47V35L45 36L46 33H44V32L41 33V34H40V32H39L40 35H39L38 33H36V35H35V34H34V35H31V33H34V31L36 32V29H37V31H39L38 28H36L37 26H35V29H34L33 27H31V26H33L35 23L38 24V21H39L40 18H41V17H40V18L38 17V14H37L36 16H34V17H31L32 19H31V18L28 19V18H25V17H24V18H21V20H23L24 22L21 21V22L18 24L17 27L14 25V24L17 23L18 17H19V15L21 16V13L23 12V10L28 9V8H31V7H36ZM212 8L214 9V10H213V13L211 12V9H212ZM217 8H218L220 14L218 13ZM14 9H15V10H14ZM53 10H54V9H53ZM53 10H52V11H53ZM50 11H51V10H50ZM52 11H51V14L54 13V12H52ZM54 11H56V10H54ZM215 12H217V13H215ZM14 13H15V14H14ZM44 13H45V12H44ZM18 14H19V15H18ZM40 14H43V13H40ZM40 14H39V15H40ZM47 14H49V13H47ZM217 14H218V15H217ZM53 15H54V14H53ZM212 15H213V16H212ZM40 16H41V15H40ZM210 16H212L213 19H212V17L210 18ZM221 16H224V17H221ZM229 17H230V18H229ZM226 18H227V19H226ZM242 18H244V19H242ZM10 19H11V21H10ZM37 19H39V20L37 21ZM211 19H212V20H211ZM222 19H223V20H222ZM241 19H242V20H241ZM25 20L27 21V23H25V22H26ZM28 20H31V21H30L31 25H29V23H28L29 21H28ZM41 20H43V23H44V18H42ZM217 20H218V21H217ZM221 20H222V21H221ZM228 20H231L233 23H231V22L228 21ZM240 20H241V21H240ZM207 21H208V22H207ZM211 21H212V23H210V25L207 27V25H208L209 22H211ZM225 21H226V22H225ZM41 22H42V21H41ZM229 22H230V23H229ZM239 22H240V23H239ZM21 23H23V24H21ZM32 23H33V25H32ZM217 23H218V24H217ZM220 23H222V24H220ZM25 24H26V25H25ZM36 24H35V25H36ZM39 24H40V22H39ZM203 24H202V25H203ZM215 24L217 25V27H219V29H220L221 26H224V24H226V25H225V27H222V28L220 29V30H221V31H220L219 29L216 28V25H215ZM219 24H220V25H219ZM238 24H240V25H242V26H240V25H238ZM22 25H23V26H22ZM27 25L30 26L31 29L33 28V30H29L30 32H29V31L27 32V30H23V29H26V28H27ZM40 25H41V24H40ZM229 25H230V26L232 25L231 28H230ZM247 25H248V26H247ZM250 25H251V26H250ZM24 26H25V27H24ZM226 26H227V27H226ZM228 26H229V27H228ZM244 26H245V27H244ZM252 26H253L254 28H250V27H252ZM13 27H15V28H13ZM38 27H42V26H38ZM206 27H207V28H206ZM247 27L249 28V30L246 29ZM16 28H17V29H16ZM30 28H28V29H30ZM227 28H228V29H227ZM229 28H230V29H229ZM244 28H245L246 30H245ZM13 29H15V30H13ZM21 29H22V30H21ZM39 29H40V28H39ZM194 29H195V30H194ZM197 29H198V30H197ZM215 29H216V31H217V30H218V31L216 32ZM239 29H240V30H239ZM250 29H252L253 31L251 30V32H250ZM255 29H256V30H255ZM16 30H17V31H16ZM20 30H21V32H20ZM196 30H197V32H196ZM201 30H202V32H199V31H201ZM206 30H207V31H206ZM223 30H224V31H223ZM226 30H227V32H226ZM228 30H229L230 33L228 32ZM3 31H4L5 35H4ZM40 31H41V30H40ZM10 32H11L12 34H11ZM14 32H16L17 36H18V34H19L18 38L24 39V40H22V41H26L25 44L28 43V44H26L27 47H26V45L24 46V47L27 48V49H26V48L24 49L25 51H23V48H24V47L21 48V45H19L20 49H18V48H19L18 45L15 44L16 41H13V38H12V37H11L12 40L10 39V36H12L13 34H15ZM24 32H26V33H24ZM218 32H219V33H218ZM221 32H222V33H221ZM223 32H224V33H223ZM241 32H242V33H241ZM255 32H253V33H251V34L253 35ZM261 32H262V31H261ZM27 33H28V34H27ZM213 33H214V34H213ZM245 33H247V34L249 33V34H248V35H245ZM259 33H260V32H259ZM259 33H255V34H258V35H259ZM262 33H264V32H262ZM7 34H10V35L7 36ZM21 34H23V36H22ZM24 34H26V35H24ZM37 34H38V35H37ZM198 34H199V35H198ZM211 34H212L213 38H212ZM216 34H217V35H216ZM218 34H219L220 36L223 35L222 38H221L220 36H219V38H218ZM221 34H222V35H221ZM226 34H227V35H226ZM236 34H237V35H236ZM239 34H240V35H239ZM1 35H2V37H1ZM27 35H28V36H27ZM29 35H30V36H33V37L29 38V37H30ZM241 35H242V37H241V39H240V36H241ZM3 36H4V37H3ZM17 36H16V37H17ZM20 36H21V37H20ZM207 36H208V37L211 36L210 39L207 38ZM216 36H217V39H216ZM225 36H227V37L225 38ZM230 36H231V37H230ZM238 36H239V37H238ZM8 37H9V39H10L11 41H13L12 43L9 41ZM16 37H14V38H16ZM22 37H24V38H22ZM26 37H28V38H26ZM214 37H215V39H214ZM232 37H233V38H232ZM247 37H248V38H247ZM25 38H26V39H25ZM199 38H201V39H199ZM228 38H229V39H228ZM231 38H232L233 40L236 39V41L234 42ZM234 38H235V39H234ZM237 38H238V44H237ZM250 38H251V37H250ZM254 38H255L256 41H251V40H253ZM27 39H28V40H27ZM219 39H220V40H219ZM227 39H228V41H227ZM34 40H35V41H34ZM36 40H37V41H38V40L40 41V42L38 41L37 46L35 45ZM206 40H207V41H206ZM209 40L212 42L211 45L209 44V43H210ZM212 40H213V41H212ZM243 40H245V41H249V40H250V41H249L250 44H249V42L246 43V44H245V42L242 43ZM8 41H9V42H8ZM20 41H21V40H20ZM20 41H18V44H19ZM31 41L33 42V44H32ZM224 41H226L227 43H226V42L224 43ZM240 41H241V44H242V45L239 44ZM261 41H262V42H261ZM7 42H8V43H7ZM34 42H35V43H34ZM202 42H204V43H202ZM207 42H209V43H207ZM214 42H215V43H214ZM220 42H221V43H220ZM257 42H258V43H257ZM21 43H22V42H21ZM206 43L208 44V46H207ZM216 43H218V44H217L218 46H215ZM231 43H232V45H231ZM233 43H234V44H233ZM251 43H252V44L254 43V44L252 45ZM256 43H257V46H256ZM23 44H24V43H23ZM213 44H215V45H213ZM222 44L225 45V48H226V49H224V45H222ZM235 44H236V46H238V45H239V46H238L237 48H235V50H234V49L232 50L231 48H232L233 45H235ZM244 44H245V45H249L250 47H251V46H252V47L254 46L255 48L253 47L254 49H253V48H252V49L254 50V53H255V54L253 53V55H252V52H250V53H247V54H248V55H247L245 52H248V51H246V50L249 49V46H244ZM259 44H261V45H259ZM15 45H16L18 48H16ZM30 45H32V46H30ZM204 45H206V46H204ZM209 45H210V46H209ZM221 45H222V46H221ZM228 45H229V46L231 45L232 47H231V46H230L231 48L226 47V46H228ZM22 46H23V45H22ZM87 46H88V47H91V44L88 43ZM203 46H204V47H203ZM211 46H213V47L215 46V47H214V48H211ZM219 46L222 47V48H220ZM258 46H261V47L258 48ZM202 47H203V48H202ZM207 47H208V50L206 51ZM234 47H235V46H234ZM256 47H257V49H256ZM13 48H14V49L16 48V50H13V51H12ZM210 48H211L213 51H212ZM215 48H216V50H214ZM227 48H228L229 51L226 52ZM245 48H246V49H245ZM137 49H139V48H137ZM180 49H181V48H179V47L175 48V46L172 48V50H173V53H172V54H173L172 61H175V60L177 59V60H176L177 62H174V63H175V64H176V63L178 64V62H179L178 66L182 64V65H183L182 67H184V65L187 66V63H188L187 59H189L188 56H189V54H191V53H189V54L187 53L188 55L185 56L186 54H182L183 50H182V52H180ZM201 49H202V51H201ZM218 49H219V50H218ZM220 49L222 50V52H223V50H224V52H223L222 54L218 55L219 52L221 53ZM230 49H231V51H230ZM241 49H242V51H240ZM243 49H245V50L243 51ZM252 49H250V51H251ZM258 49H259V50H258ZM172 50H171V52H172ZM177 50H179V51H177ZM204 50H205V51H204ZM209 50H210V51H209ZM255 50H257V52H256ZM14 51H15V53H14ZM18 51H21L22 53H21L20 55H16V56H14L15 54H18V53H19ZM137 51H138V50H137ZM211 51H212V52H211ZM215 51L218 52V54H217L218 56L215 55V54H216ZM261 51H262V50H260V53H261ZM9 52H10V53H9ZM177 52H179L180 54H177V56H175V54H176ZM209 52L212 53V54L209 55V54H210ZM234 52H235V53H234ZM241 52H244L249 58H247L246 56H244V55H245L244 53H243V55H241ZM12 53H14V54H12ZM200 53H203L202 56L200 55ZM11 54H12V55H11ZM197 54H198V55H197ZM250 54H251L252 56H251ZM262 54H264V51H262V53H261V60H264V58H262V57H264V55H262ZM181 55H183L184 59H185V58H187V59H185V60L182 59V60H184V61L179 60L180 58L178 59V57H181V58H182ZM212 55H215V56H213V59H211V58H212ZM240 55H241V56H240ZM257 55H259V54H257ZM17 56H19V57H17ZM190 56H189V57H190ZM205 56L208 57V58H210V59L206 58ZM210 56H211V57H210ZM216 56H217V57H216ZM259 56H260V55H259ZM176 57H177V58H176ZM218 57H219V58L222 57V58L219 59ZM233 57H235V58H233ZM238 57H239V58H238ZM243 57L245 58V60H246L247 62H245V60H244ZM202 58H203V61H202ZM215 58H216V59H215ZM217 58H218V59H217ZM223 58H224L225 62H224ZM228 58L230 59V61H228V60H229ZM237 58H238V59L241 58V59H240L241 61H240V60H236ZM246 58H247V59H246ZM174 59H175V60H174ZM232 59H233V60H232ZM231 60L234 61V62H232ZM186 61H187V63H185ZM218 61L220 62V64L218 63ZM222 61H223V62H222ZM235 61L237 62L236 64H235ZM193 62H192V63H193ZM196 62H195V63H196ZM221 62H222V63H221ZM226 62H228V63H227L228 65L226 64ZM242 62H243V63H242ZM250 62H251V64H252V67L249 66V65H250ZM253 62H254V63H253ZM161 63H162V64H161ZM171 63H173V62H171ZM190 63H191V62H190ZM198 63H196V65H195L194 63H193V65L188 63V64L190 65V69H188L189 67H187V70H188L187 72H189L190 70H192V69L194 68V66L196 67ZM208 63H207V65H208ZM230 63H231V64H230ZM239 63H240V64H239ZM259 63H260L262 66H261ZM177 64H176V65H177ZM242 64H244V65H242ZM246 64H247V65H246ZM254 64L256 65L257 68L261 66V67L259 68V70H261L260 72H261L262 74H261L260 72H257V71H259V70H258L257 68H254ZM170 65H171V64H170ZM170 65H168L167 63H166V64H163V62H160L159 64H157V65L155 66L156 69L154 68V71H156V70H157V71H156V72L153 71V73L156 74V75L153 74V75L156 76L155 78H156L157 80H160V79L157 78V76H158L159 78H164L165 76H170V75H176V76H178V77H180V75L182 76V74H181L180 72H179L180 75H178L179 73H177V71L180 70V68H179L178 66H175V69H176L177 71H176L175 69H172L173 67H169V68L167 67V68H166V66H170ZM173 65H174V64H173ZM173 65H172V66H173ZM191 65H192V66H191ZM222 65H223L224 67H222ZM239 66H240V67H239ZM241 66H242V67H241ZM191 67H192V68H191ZM225 67H226V68H225ZM231 67H232V68H231ZM24 68H25V69H24ZM164 68H165V69H164ZM170 68H171V69H170ZM177 68H178V69H177ZM230 68H231V69H230ZM235 68H236V69H235ZM183 69H184V68H183ZM245 69H246V70H245ZM256 69H257V70H256ZM161 70H162V72H161ZM167 70H168V71H167ZM248 70H250V71H248ZM251 71H254V72L256 71V75L259 74V75H257V76H258V79H259V80H258L259 82L257 81V78H255V76H254V78L252 77V76L255 75V74H254V72L252 73ZM157 72H158V73H157ZM159 72H160L162 75L159 74ZM243 72H244V73L246 72L245 75H244ZM185 73H186V72H185ZM240 73H241V74H240ZM157 74H158V75H157ZM183 74H184V73H183ZM248 74H249V75H248ZM252 74H253V75H252ZM159 75H160V76H159ZM239 75H240L241 78L239 77ZM246 75H248V76H246ZM183 76H184V75H183ZM183 76H182V77H183ZM226 76H227V77H226ZM250 76H251V77H250ZM234 77H237V78H234ZM238 77H239V78H238ZM260 77H261V76H260ZM262 77H264V76H262ZM223 78H224V79H223ZM229 78H230V79H229ZM245 78H246V79H245ZM251 78H253V79H251ZM153 79H154V77H153ZM156 79H154V80H156ZM227 79H229V80L227 81V84H226L225 82H226ZM232 79H233V80H232ZM235 79H239V80H240V79H243V80L245 79L244 81L246 82V86L249 85L250 88L252 87V88H251V91H256L255 94L253 95L254 92L248 91V90H250L249 87L246 88L245 86H243V84H242V85L240 84L241 81L238 80L239 82H237ZM262 79H264V78H262ZM230 80H232V81H230ZM234 80H235L237 83H234ZM243 80H242V81H243ZM253 80H255V81L253 82L254 84L252 83ZM223 81H224V82H223ZM247 81H248V82H247ZM249 81H251V82L249 83ZM229 82H230V83H229ZM221 83H222V84H221ZM224 83H225V84H224ZM228 83H229V84H228ZM231 83L234 84L235 86L232 85ZM242 83H244V82H242ZM248 83H249V84H248ZM257 83L262 84V89H261L260 87H258L259 84H257ZM244 84H245V83H244ZM247 84H248V85H247ZM251 84H252V86H250ZM225 85H226V87H225ZM236 85H240V86H237V88H236ZM222 86H223V88H222ZM228 86H229V87H228ZM254 86H255V87H254ZM232 87H233V88H232ZM234 87H235V88H234ZM238 87H239V88H238ZM253 87L255 88V90H254ZM223 89H224V90H223ZM241 89H242L244 92L241 91ZM260 89H261V90H260ZM211 90H212V89H211ZM246 90H247V91H246ZM257 90H258V91H257ZM129 91H131V89H129ZM214 91H213V92H214ZM245 91H246L247 93H246ZM259 91H260V92H259ZM251 93H252V94H251ZM256 93H257V94H256ZM258 93H259V94H258ZM199 94H200V95H199ZM201 95H202V96H201ZM214 95H216V96H214ZM200 96H201V97H200ZM252 96L254 97L253 99H252ZM199 97H200V98H199ZM215 97H216V98H215ZM255 97H256L257 100L255 99ZM214 98H215V99H214ZM250 99H251L252 101H251ZM259 99L262 100V103L259 102V101H260ZM255 100H256L258 103H260V105L252 104V103H257ZM214 101H215V102H214ZM220 101H222L221 103H223V104L219 103L220 106L223 105V108H224V109H223L222 107L219 106L220 108L223 109L222 111H221V109H218V107L216 106V105L218 104L217 102H220ZM254 101H255V102H254ZM213 102H214L215 105L213 104ZM232 103H233V105L230 106V104H232ZM247 103H246V104H247ZM258 103H257V104H258ZM246 104H237L238 106H237V105H235V106H236V107H239V105H240V106L245 105V106L247 107ZM212 105H213V107H211ZM235 106H234V107H235ZM251 106H252V107H251ZM261 106H262V107H261ZM210 107H211V108H210ZM225 107H227V108L225 109ZM234 107H233V108H234ZM233 108H232V110H233ZM257 108H258V110H257ZM213 109H214V110H213ZM255 109L253 108V111H254ZM260 109H261L262 111H259ZM217 110H218V111H217ZM213 111H214V112H213ZM204 112H205V113H204ZM254 112H255V111H254ZM254 112H251V114L254 115V114L256 113V112H255V113H254ZM223 113H224V112H223ZM220 114H221V115H220ZM256 114H257V113H256ZM256 114H255V118H256V116H257ZM201 115H202V116H201ZM213 115H214V116H213ZM258 115L264 117V115H261V114H258ZM211 116H212V118H211ZM248 117H250V118H249V120H250V119H251V116L248 115ZM253 117H254V116H252V118H253ZM262 117H260V118H262ZM213 118H214V119H213ZM255 118H253V119H255ZM257 118H258V117H257ZM260 118H258L259 121H258L257 119H255V120L251 119V121H252V120L255 121L254 124H257V123L259 122V125H260L261 127H260L259 125H257V126H259L260 129H261V128H262V125H264V122H262V124H261L260 122H261L262 120H260ZM207 119H208V120H207ZM215 119H216V120H215ZM246 119H247V118H246ZM214 120H215V121H214ZM247 120H248V119H247ZM249 120H248V121H249ZM256 120H257L258 122H257ZM206 121H207L208 125H207ZM208 121H209L210 123H209ZM211 121H212V122H211ZM196 122H195V123H196ZM221 122H222V123H221ZM245 122H246V120H245ZM245 122H244V124L242 123L244 126H245V124H247V125H248V124H251V123H245ZM256 122H257V123H256ZM213 123H214V124H213ZM220 123H221L222 125H221ZM235 123L237 124V122H235ZM212 124H213V125H212ZM219 124H220V126H219ZM242 124H241V123H238V125H242ZM205 125H207V127L210 126V127H209L210 129H209V128H206ZM226 125H227V126H226ZM243 125H242V126H243ZM211 126H213V129H212ZM242 126H241V127H242ZM249 126H250V125H249ZM249 126H245V127H249ZM252 126H253V124H252ZM232 127H233V126H232ZM232 127H231V128H232ZM253 127L255 128L256 125L253 126ZM205 128H206V129H205ZM242 128H244V127H242ZM242 128H241V129H242ZM246 129H247V128H246ZM246 129H245V130L243 129V131H241V132H244V131H245V134H246L245 137H251V138L254 139V137H255L256 135H258L257 131L255 132V133H256V134H255V133L253 132L252 128H251L252 131L249 132V135L252 133V134H254V137H252V135H251V136H249V135L247 136L248 131H247ZM255 129H256V128H255ZM260 129H259V131H260ZM262 129H264V128H262ZM262 129H261V131H264V130H262ZM204 130L208 133V135H206V136H202V134H204ZM207 130H210V133H209V131H207ZM215 130H216V131H215ZM217 130H220V131H217ZM230 130L232 131V130H235V129L232 128V129H229V131H230ZM248 130H250V127L248 128ZM213 131H215L214 134H213ZM231 131H230V132H231ZM259 131H258V132H259ZM261 131H260V133H261ZM220 132H222V134H220ZM232 132H233V131H232ZM236 132H237V131L235 130L234 133L236 134ZM239 133H240V132H238L237 134H239ZM260 133H259V135H261ZM209 134H210V135H209ZM223 134H224V136H223ZM240 134H241V133H240ZM240 134H239V136L241 137ZM243 134H244V133H243ZM233 135H234V134H233ZM259 135H258V137H259ZM234 137H235L236 140H237V139H240V138L238 137V135H237V136L234 135ZM255 138H256V137H255ZM241 139H245V138H243V136H242ZM246 139H247V142H248V143H249V141L251 140V139H249V138H246ZM246 139H245V140H246ZM253 139H252V140H253ZM186 140H187V139L185 138V139H182L181 141H182L183 143H185ZM225 140H226V138H225ZM225 140H224V141H225ZM255 140H256V139H255ZM187 141H189V142L191 143L190 140H187ZM221 141H222V140H221ZM231 141L233 142V140H231ZM189 142H188V143H189ZM219 142H220V141H219ZM222 142H223V141H222ZM225 142H226L227 144H229V143H230L229 138H228V140H226ZM225 142H224L223 145H226V147H229V146H231V144H233V143H230V145L227 146V144H225ZM228 142H229V143H228ZM256 142H257V140H256ZM183 143H182V144H183ZM190 143H189V144H190ZM195 143H198V142H194V141H193V144L191 143L190 146H189V144H187L188 146H187L186 144H184V146L186 145V147H188V148L191 147V146H193V147H199V146H200V147H201V144L204 143V144H205V147H206V143H205V142H202V143L199 142V143H201L199 146H196L197 144H195ZM207 143H208V142H207ZM221 144H222V143H221ZM243 144H244V143L242 142L241 145H243ZM255 144L258 145V143H255ZM255 144H254V145L252 144V147H251V144H250V148H249V146H245V145H243V146L245 147V148H244V151L246 152V153H245L246 155L255 154V151H257L258 146H260V144H259L258 146L255 145ZM194 145H195V146H194ZM202 145H203V144H202ZM203 146H204V145H203ZM193 147H191V148H189V149L186 148V152L183 150V151H182L183 154L181 153L182 155H180V153H179L178 155H172V156H175V158H177V163H180L181 165L184 164V165H183L184 167L182 166L184 171H185V169H186L185 166H187L184 162H185L186 160H188V161H189V164H190V160H191L190 158L194 155L192 152H194V151L197 149V148H193ZM232 147H233V145H232ZM246 147H247V148H246ZM254 147H256L257 149L254 148ZM192 148H193V149H192ZM252 148H253V149H252ZM260 148H261V147H260ZM260 148H259L258 150H260ZM187 149H188L189 151H190V149H192V150H191V152H189ZM194 149H195V150H194ZM246 149H247V150H246ZM248 149H250V150H248ZM193 150H194V151H193ZM187 151H188L189 153H192L193 155L191 156V155L186 154ZM251 151H252V152H251ZM253 151H254V152H253ZM184 152H185V153H184ZM248 152H249V153H248ZM185 154H186V155H185ZM183 155H184V156H187V155H188V156H190V157H186V158H185V157H183ZM172 156H171V157H172ZM176 156H177V157H176ZM179 156H180V158H179ZM181 156H182L184 159H181V158H182ZM252 156H253V155H252ZM62 157H63V156H62ZM168 157H170V156H168ZM168 157H167V158H168ZM63 158H64V157H63ZM167 158H166V159H167ZM173 158H174V157H173ZM173 158L170 159V160H174V159H175V158H174V159H173ZM61 159H62V158H61ZM65 159H66V157H65ZM163 159H164V158H163ZM166 159L162 161L163 164H160L161 161H160L159 159H158V160H159V163H158V164H157L156 162H153V161H152V163L150 164V165H151V168H152V167H155V166H153V165H155V164H153V163H156V167L153 168V169L150 168V165H149L148 163H147V165L141 164L143 167H141V165L138 166L137 174H138V177H139V175H140V177L138 178L139 182L141 181V180H140V179H141V176H144V175L146 176V174H144V172H142V171H143L144 169H147L148 167H149L148 170H153V171H155L154 169H156V168L158 169V168H159V170H161V172H160L159 170H157V169H156V170H157L158 172H160V173H163V172L165 171V172L163 173V175H166L167 172L170 173L171 169H172V171H173V167H174L173 165H176V162H175L176 160L173 161V162H175V164H173V163H171L172 161H171V162L168 161V160L166 161ZM180 159H181V160H180ZM189 159H190V160H189ZM158 160H156V161H158ZM182 160H183V161H182ZM66 161H67V159H66ZM180 161H182V162H180ZM62 162H65V161L62 160ZM164 162H169L171 165L173 164L171 169H170V166H171V165H170L169 163H168V165L165 167V168L169 169V171L166 170L165 168H163ZM186 162H187V161H186ZM65 163H67V162H65ZM65 163H64V164H63V163H60V165H61V164L63 165V166L61 165V168H62V167L64 168V166L67 167ZM149 163H150V162H149ZM187 164H188V163H187ZM158 165H159V166H158ZM161 165H162V166H161ZM165 165H166V163H165ZM145 166H147V167L145 168ZM157 166H158V167H157ZM160 166H161V167H160ZM178 166H179V164H178ZM178 166H176V169H177ZM139 167H141V168H139ZM189 167H190V166H187V170H188ZM143 168H144V169H143ZM160 168H161V169H160ZM179 168H180V166L178 167V169H179ZM184 168H185V169H184ZM141 169H143V170L141 171ZM178 169H177V170H178ZM139 170L141 171L142 174L140 173ZM148 170H147V171H148ZM179 170H180V172H181V171H182V168L179 169ZM179 170H178V171H179ZM58 171H61V169H59V167H58V168L56 169V171H54V172H58ZM65 171L67 172V169H66V170H65V169L63 170L64 174L66 173ZM153 171H151V173L148 171V173H147L146 170H145V173H147V175L150 174V175H148V176H150V178L153 177L154 175H155V176H154L153 179H152V178L150 179L148 176L145 177L146 179H145L144 177H142V180H143L142 182H143V184H145L144 181H146V186H147V187H148V185H147L148 182H151L152 184L154 183L153 185H157V186H152V187H151L152 184L148 183V184H149V187L152 188V191H153L154 188L158 190V188H159V187H158V186H159L158 184H159L160 182H161V183H164V182H162V181H165L166 183H169V182H170V184L168 185V187H166L167 185H165V186L160 185V188H159V189H161V190H159V191H153V193L155 192V194L158 192L157 194L162 195V193L160 194V191H161V192H162V190H163V191H167L166 189L169 188V187H171L170 185H172V187H173L174 189H172V187H171L172 190H170V188H169V190H168L167 192H163V193H166V196L169 197L170 199L173 197V196H172L173 194L177 195V192H176V191H177V186L180 184L178 187H181V183H184V184H182V187H183V186L185 185V183L187 182V181H186L187 179H186V180L184 179L185 182H184V180H183V178H184L185 176L183 175L184 177H182V175H181V176L178 175V174H177L178 172L176 173V172H172V171H171V172L173 173V175H175V176H172V175H171L172 173L169 174V176H170L169 178L165 176L166 179L168 178V181H167L166 179H163V180H162V174H161V175H159L160 173H156V174H154L155 172H153ZM157 171H156V172H157ZM174 171H175V170H174ZM184 171H183V173H184ZM54 172H53V174H55ZM152 172H153V175H152ZM61 173H62V172H61ZM61 173L58 172V176H59V174H61ZM165 173H166V174H165ZM179 174H180V173H179ZM185 174H186V173H185ZM176 175H178V179H177ZM52 176H53V175H51L50 178H49V179H52V178L54 179V180H53V179L51 180V182H52L51 186H52L53 184H55V186H56L55 188H57V186H58L59 184H61V186L63 187V185H62V184H63V183H62L63 180H60V179H63L62 176H64V175H63V174L60 175V179H57V178H58L57 175H56V176L54 175L53 177H52ZM159 176H161V177H159ZM167 176H168V174H167ZM179 176H180V177H179ZM55 177H56V178H55ZM61 177H62V178H61ZM156 177H157V178H156ZM158 177H159V178H158ZM165 177H163V178H165ZM171 177H173V178H171ZM175 177H176V178H175ZM181 177H182V179H180ZM24 178H26V177H24ZM155 178L157 179V180H156L157 182L155 181ZM186 178H187V177H186ZM144 179H145V180H144ZM147 179H148V180H147ZM160 179H161V181H160ZM176 179H177V181H180V180H181V181H180L181 183L178 182V183H179V184H178L177 182H173V180L175 181ZM259 179H261V178H259ZM22 180L25 181V182H24V183H25V184H24V185H25V188H26V187L29 188V189H25L26 191L24 190V192H25L26 194H22V195H21L19 192H16V194L18 193L17 195H18L19 197H21V198L23 197L22 199H24V200H26V201H27V200H30L31 196H33L34 194H40V195H42V196L44 195V198H45V199H47L45 196H47V195L49 194V195H50V198H51V194H50L51 192H50V193L47 192V191H49V189H51V188L53 189V187L50 186V182L48 183L49 180L47 181L48 184L46 183L47 185H45V183L42 185L44 191H42V189H41L42 186H41V188H40L41 190L37 189V187L34 185L35 182H36L37 180H33V177H32L31 180H30V181H31L30 183H32V185H31L30 183H27L26 179H25V180L22 179ZM22 180H21V181H22ZM57 180H58V182H57ZM158 180H159V181H158ZM21 181H20V182H21ZM55 181H56L57 183H59V184L57 185V183H56ZM153 181H154V182H153ZM14 182H15V183H14ZM20 182L18 183L16 180L5 181V182H4V185H5V184H6V186L8 185V188L6 187V189H5V186H3V185L0 184V190H3L4 192H13V191H10V189L15 188V187H12V185L15 186L16 183H18V184H22V183H23V182H22V183H20ZM60 182H61V183H60ZM142 182H141V184H139V188H136V191H135V189L132 188V190L130 191V193L133 191V192H132L133 195L129 193V196H128V195L126 194V195L128 196L126 201L128 202V201H132V200H133L132 205H131V202H128L129 204H126L127 202L124 201V200L126 199V197H124V196H123V197H120V198H123L122 200H123L124 202H126V203H125L126 206L123 205V206H125L124 208H126V210L128 209L127 211H126V210H123V212H122V211H121V213L119 212V214H121L120 219H121V220L124 219L125 216H126L128 219L131 218L130 221H132V222H131V223H132V226L134 225L133 228H135V230H138L137 227H136V222H134L135 220H133V217H132V216H133V213H134V212H135V214L138 213V215H140V216L142 215V212H138V211H140V210L143 211V208L140 209V210H137V209L140 208L139 206H137V205H140V203H137L138 200L134 197V196H136L137 191L140 190V191H138V193L143 194L144 199H146V200L143 199V201H141V202H143V203L146 202V203H144V205H145L146 207H149V208H150V209H147L145 206H143V207H144V210H145V208H146V210H147L148 212H150V210H152L153 208H155L154 211H156L155 213H156V217H157V218L154 217V218L156 219V220H155V219H153L152 217L149 216V213H147L146 211H143V213H145V214L147 213V214H148L147 216H146L145 214L143 215V217H144L143 220H145V223L147 224V225H144V227H148V224H149V225L151 224V228H153V230H152L153 233H151V234L153 235V234H154V230H155L154 227L156 228V225L153 226L154 223H152V222H154V221L151 222V221H150L151 218H152L153 220H155V223L159 222V220H160V222H161V221H162V222H165L166 224L163 225V226L165 227V226L167 225L166 228H167V229H170V230L167 231V233H169L170 236L173 235V236L170 238V240H171V239L173 240V238L177 235V233H178V231H179V229H180V227H179L178 225H180V226H184L183 224H180V223H183V221H185V219L187 220V221H186V224L188 225L187 222H188V221L190 222V220H192V218H194V216H195L194 213H195L196 211L193 212V211L190 210L189 213H192V214H191L192 218H190L191 216L189 217V214H188V213H187L188 215H185V213H184V214L182 213V216H185V217L183 218V217L180 216L181 218L179 217L180 219L177 218V220L179 219L180 221H182V220H183V221H182V222H179V221H176V220H175V222H179L178 225H177L176 223H174V224H176V225L179 227V229L177 228L178 231H177L176 227H175V229L173 228L174 230H172V228L170 227V225H171L170 222H174L173 219H175V218H172L173 215H172L171 213H173V212L170 211L168 208H167V209L165 208V211L163 212V208H162L164 205H166V204H165V203H166L165 200L168 201L169 198H166V196L163 194V196H165V197H164L165 199L162 198V197H160V199H164V200H161V201H160V200L158 199L159 196L156 198V196L153 194L154 197L156 198V200L154 201V198H153V196L151 195V192H152V191H151V192H150V191H147V189H150V188H146V186H145V188L140 187V185H141V186L143 185ZM155 183H156V184H155ZM166 183H164V184H166ZM175 183H176V184H175ZM29 184H30L31 186H30ZM26 185H27V186H26ZM174 185H176V186H174ZM1 186H2V188H1ZM28 186L32 187L33 189L35 188V190H34L35 192H33V189H31V188L28 187ZM44 186H46V187H44ZM47 186H48V187H47ZM49 186H50V187H49ZM137 186H138V185H137ZM161 186L163 187V189L161 188ZM62 187H59V186H58V190L60 191V189H61V190L63 191V190H64V187H63V189H62ZM165 187H166V189H165ZM175 187H176V188H175ZM218 187H221V186H218ZM45 188H46V189H45ZM134 188H135V187H134ZM141 188H142V190H144V192H145V189H146L147 193H146V192L143 193V191L141 192ZM4 189H5V190H8V191H5ZM175 189H176V191H175ZM231 189H232V188H231ZM46 190H47V191H46ZM58 190L53 189V190H50V191H52V194H53V191H55V193H56V191L59 192ZM150 190H151V189H150ZM234 190H236V189H234ZM234 190H233V191H234ZM30 191H31V192H30ZM37 191H38L39 193H38ZM62 191L59 193V194H61V198L64 197V191H63V192H62ZM169 191H170V192H169ZM172 191H173V192H172ZM238 191H239V190H238ZM238 191L236 190L237 193H238ZM36 192H37V193H36ZM135 192H136V193H135ZM148 192H150L151 197H149V195H146V194H148ZM174 192H175V193H174ZM230 192L232 193V191H229V193H228L227 195H225V196H227V197L224 196V198H225L226 205L229 206V208H230L229 210H232V211H233V210H234V211L236 210V215L234 214V216H237V218H236L237 223H236V224H238V220H241L240 223H241V222L243 223V222H246V219H247V221H248V219H250V218H253V217L255 218V216H256L258 213L264 214V212H262V211L260 212V210H258V209L255 211V209L253 208L254 205H253V206H252V205L249 206V203H251V202L248 201V199H246V197H245V199L248 201V206H247V205H246L247 203L245 202V199L242 198V197L244 196V195H242V194H243L242 192H239V193H242V194H241L242 197H240V194L238 193L239 195L237 194L236 199H234V198H235L234 196H236V195H232V194H235L236 192H235V193H232V194H231V197H230ZM28 193H29V194L31 193V196H30ZM41 193H42V194H41ZM55 193H54V194H55ZM134 193H135V194H134ZM171 193H172V194H171ZM195 193L198 195L199 192L197 193V191L195 190ZM200 193H201V192H200ZM200 193H199V195H200ZM45 194H46V195H45ZM62 194H63V195H62ZM169 194H171V195H169ZM57 195H58V194H57ZM168 195H169V196H168ZM201 195H203L202 198H203V201L205 202V200H206V193H203V194L201 193ZM55 196H56V195H55ZM130 196L134 197L135 199L131 197V198H132V200H131V199H130ZM238 196H239V198H240V199H239L240 202L238 201L237 204H236V203L232 204L233 202H235L234 200H238ZM52 197L54 198V195H53ZM56 197H60V196H56ZM197 197H198V196H197ZM199 197H200V198H198L197 200H198L199 203H201L199 199H202V198H201V196H199ZM232 197H233V199H232ZM48 198H49V197H48ZM53 198H52V199H53ZM61 198H57V199L54 198L53 200L56 199V201L58 202V201H59L58 199H60V200L62 201L63 198H62V199H61ZM117 198L120 199L119 197H116V201H117ZM151 198H153V199H151ZM129 199H130V200H129ZM150 199L152 200V205H151V203H150V202H151ZM170 199H169V200H170ZM174 199H177V198L174 196ZM174 199L172 198V200L170 201V204H172V202H175ZM242 199H243V201H242ZM47 200H48V199H47ZM49 200H50V202L52 201L51 199H49ZM120 200H121V199H120ZM120 200H118V201L120 202ZM122 200H121V201H122ZM135 200H136V201H135ZM158 200H159L161 203H164L162 207H160V206H161V205H160L161 203H159ZM173 200H174V201H173ZM227 200L229 201V203H231L230 205L228 204V201H227ZM56 201H55V202H56ZM111 201H112V203H111ZM111 201H110V209H109V211H108L109 213H108V212H107V213H105V212H104V213H98V214H100L99 217H98V214L95 215V216H93L94 218L96 217V218H95L96 220L93 218V219L95 220V221L93 220V224H96V223H98L99 221H101V214H102V215L104 214L103 216H104V218H105V217H107V216L110 215V212H113V211L115 212V210H114L115 207L119 205V204H116V203H118V201L115 202V199H111ZM149 201H150V202H149ZM162 201H164V202H162ZM176 201H178V200H176ZM201 201H202V200H201ZM52 202H54V201H52ZM62 202H63V201H62ZM124 202H123V203H124ZM139 202H140V201H139ZM156 202L159 203L158 205H160V206H159L160 209H158V207H157V205H156V204H157ZM206 202H207V201H206ZM206 202H205V203H206ZM63 203H64V202H63ZM113 203L115 204V206H114ZM168 203H169V202H168ZM175 203H178V202H175ZM175 203H174V204H175ZM202 203H203V202H202ZM205 203H204V204H205ZM240 203H241V204L243 203V204L241 205ZM55 204H56V203H55ZM60 204H62V203L60 202ZM112 204H113V205H112ZM252 204H255V203H252ZM111 205L114 206V209L111 208V207H112ZM128 205H131L133 208H131V207L128 206ZM135 205H136V206H135ZM167 205H168V204H167ZM167 205H166V206H167ZM172 205H173V204H172ZM205 205H207V203H206ZM232 205H233L234 209H233ZM240 205H241L242 207H241ZM244 205H245V206H244ZM57 206H59V203L57 204ZM170 206H171V205H170ZM202 206H203V204H201V207H202ZM243 206H244V207H243ZM251 206H252V208L248 209V208L251 207ZM120 207H121V206H120ZM127 207H128V208H127ZM129 207L131 208V211L133 210L132 212L129 211ZM136 207H137V208H136ZM164 207H165V206H164ZM167 207H168V206H167ZM169 208H170V207H169ZM203 208H205V207H203ZM206 208H207V207H206ZM111 209H112L113 211H112ZM122 209H123V208H122ZM208 209H209V208H208ZM251 209H253V210L251 211ZM159 210H161V211H159ZM167 210H169V211H167ZM201 210H202V209H201ZM205 210H207V209H205ZM248 210H249V211H248ZM125 211H126L127 213H126ZM128 211H129V213H128ZM158 211H159V212H158ZM166 211H167V213H166ZM234 211H233V212H234ZM250 211H251V212H250ZM258 211H259V212H258ZM170 212H171V213H170ZM202 212H203V213H202ZM202 212H201V211H200V213L197 212V214L199 213V214L203 215V214L205 213V214L209 215V213H210L208 210L206 211L207 213L204 212V210H203ZM229 212H230V211H229ZM237 212H238V213H237ZM242 212H244V213H245V212H246V213H249V214H247V215H249V216H251V214H252V216H253V215H254V216H253V217H249V216L246 215V213L244 214V213H242ZM256 212H257V213H256ZM125 213H126V214H125ZM150 213L153 214V211H151ZM159 213L162 215V217H159ZM211 213H212V212H211ZM211 213H210V215L208 216L207 219L205 218V216L207 217V215L204 214L205 216H203V220H200V221L202 222V223H200V225L202 226L201 229H203L204 227L207 226L206 229L209 228V230H210V227H208V224L211 222V220H210L209 218L212 217L211 219H213V217H214L213 214H211ZM239 213H240V215H238ZM241 213H242V214H241ZM254 213H256V214H254ZM108 214H109V215H108ZM111 214H112V213H111ZM124 214H125V215H124ZM127 214H128V215H127ZM152 214H150V215H152ZM164 214H165V215H166V214H171L172 216H171V215H169V216H165ZM193 214H194V216H193ZM199 214H198V215H199ZM243 214H244V215H243ZM130 215H131V217H129ZM154 215H155V214H154ZM201 215H199V216L202 218ZM259 215H260V214H259ZM259 215H257L256 218L259 217ZM103 216H102V217H103ZM164 216H165V217H164ZM170 216H171V217H170ZM243 216H247L246 219H245V217H244V219L242 220L241 217L243 218ZM145 217H146V218L149 217V218H147V219H150V220H147V221H146V218H145ZM158 217H159V218H158ZM169 217H170V218H169ZM174 217H175V216H174ZM195 217H196V216H195ZM200 217H199V218H200ZM97 218H98V219H97ZM104 218H103V219H104ZM161 218H164V219L161 220ZM167 218H169L170 221H169V220H165V219H167ZM171 218H172V220H171ZM182 218H183V219H182ZM197 218H198V216L196 217V219H197ZM228 218H229V217H228ZM99 219H100V220H99ZM158 219H159V220H158ZM181 219H182V220H181ZM194 219H195V218H194ZM196 219H195V220H196ZM204 219H206V221H205ZM37 220H38V221H37ZM208 220H210V221L207 222ZM36 221H37L38 223H36ZM166 221H167V222H166ZM192 221H194V220H192ZM204 221H205V222H204ZM212 221H213V220H212ZM33 222H35V223L32 224V229H33V230H32V233L37 234L36 236L33 234V239H35V240L37 239L38 241H41V240H39V239H43V238H40V237H37V236H39L40 234H41V235L43 234V236H44V233H47V232H42V231H46V230H41V233L39 232V234H38V233H37V232H38V229H40V226H42V227H45V228L47 229V231H48L50 224H45V223H43V222L41 221V219L38 218V217H34V218H33ZM147 222H148V223H147ZM149 222H150V223H149ZM160 222L157 224V227H158V226H162V223H160ZM41 223H42V225H41ZM133 223H134V224H133ZM169 223H170V224H169ZM184 223H185V222H184ZM192 223H194V224H192ZM192 223L190 222L188 226H190V227H194V226H196V221H195V222H192ZM205 223H206L207 225H206ZM211 223H214V222H211ZM36 224H37V225H36ZM163 224H164V223H163ZM174 224H173V225H174ZM186 224H185V226H186ZM191 224H192V226H191ZM204 224H205L206 226H204ZM38 225H39V227H38ZM176 225H175V226H176ZM241 225H242V224H239V225H238V227L240 226V227H239L240 231L244 230V229H243L244 226L242 227ZM33 226H34V228H33ZM152 226H153V227H152ZM198 226H199V225H198ZM209 226H212V225H209ZM257 226H258V225H257ZM257 226H256V227H257ZM36 227H38V228H36ZM42 227H41V229H42ZM172 227H173V226H172ZM245 227H246V226H245ZM245 227H244V228H245ZM45 228H44V229H45ZM161 228H162V227H161ZM196 228H197V227H195V229H196ZM213 228H215V225H213ZM213 228H212V229H213ZM35 229H36V230H35ZM60 229H62L61 231H63V232L65 231V232L63 233V232L59 231ZM60 229H54L52 226H50V229H49V231H48V233H49V232H50V233H49L48 235L46 234V236H49V235H50L49 237H50L51 239H50L49 237L47 238V237L45 236L47 240L50 239V240L52 241V242L49 244L50 246H53V245H54V247H57V248H55V249H54V247H53L54 252H53V251H52V252L50 251V250H51V247L48 246V244L46 243V240L43 239L41 242H43V243H42L43 245H45V243H46V246H45V247H46L48 250H49V248H50V250H49L48 252H50L52 255L54 254L53 257L58 253V254H57L58 261H60V259H62V261H64V259L66 258V256H70V257L77 256L76 251H78V249L75 250V248H78V247H79V246H78L79 244H78V242H77L76 240H75V241H76V244H75L74 238H73V236H72L70 230L68 229L67 224H65V225H64L62 228H60ZM144 229H145V228H144ZM149 229H150V226H149ZM163 229H164V228H163ZM167 229H166V230H167ZM197 229H198V228H197ZM199 229H200V226H199ZM201 229H200V230H201ZM206 229H204V230H202V231H206ZM246 229H247V227H246L245 230L242 232V234L246 231ZM258 229H259V227H257V228L254 230V232L258 233L257 235L254 233V234H255V235H254L255 238H249V239H248L247 237H244V238H243V235L246 236V232H245L243 235L240 234V235H241V242L245 240L244 242H242V244L245 243V244H243V245H247L248 247H250L251 242H252L251 246L253 245V247H254V246L257 247L256 245H258L259 248H261V249H259V250L261 251V252L259 251V252L261 253L260 255H264V253H262V252H264V250H262V248H264V238L261 237L262 231H264V230L261 229V231H260L261 234L259 235V230H260V229H259V230H258ZM56 230H58L59 232H61V234H59ZM175 230H176V232H175ZM35 231H36V232H35ZM207 231H208V230H207ZM257 231H258V232H257ZM145 232H146V231H145ZM213 232H214V229H213ZM57 233H58V234H57ZM69 233H70V234H69ZM148 233H150V232H148ZM64 234H65V235H64ZM151 234H150V235H151ZM41 235H40V236H41ZM60 235H64V236H65V242H66V243H67V241H66L67 238H69L68 235H69L70 237L72 236L71 238H73V239H70V238H69L70 240H72V241H71L72 244H70V247H69V248L72 247V249H73V251H72V249H70V250H71V253H69V250H68V252H67L65 249L62 248L63 245L65 246L66 243L63 241V242H64V244H63V242H62V240H63L64 238L61 239V237H63V236H61L60 238H59V237L56 238L57 236H60ZM66 235H67V236H66ZM152 235H151V236H152ZM262 235H264V234H262ZM43 236H42V237H43ZM258 237H259V238H258ZM260 237H261V238H260ZM56 239H57V240H56ZM151 239H153V237L150 238V240H151ZM246 239H247V243H248V244L250 243L249 245L246 243ZM250 239H251V242H249ZM259 239H260V240H259ZM58 240H61L62 245H60L61 243H59L60 241H58ZM70 240L68 241L69 243H70ZM154 240H155V239H154ZM170 240H169V241H170ZM53 241H54V242H53ZM151 241H153V240H151ZM151 241H150V242H151ZM258 241H259V242H258ZM44 242H45V243H44ZM47 242H49V240H48ZM150 242H149V243H150ZM154 242H155V245H154V246L157 247V246H158L157 241L155 240ZM154 242H153V243H154ZM255 242H256V244H255ZM260 242H262V244H260ZM53 243H55V244H53ZM58 243H59V244H58ZM170 243H171V242H169V244H170ZM52 244H53V245H52ZM67 244H68V243H67ZM74 244H75V245H74ZM254 244H255V245H254ZM59 245H60L61 247H60ZM71 245H74V246H71ZM167 245H168V244H167ZM67 246H68V245H67ZM149 246H151V244H150ZM168 246H169V245H168ZM260 246H262V247H260ZM65 247H66V246H65ZM69 248L66 247V249H69ZM151 248H152V247H151ZM151 248H149L150 251H152ZM166 248H167V247H166ZM60 249H61V250H60ZM154 249H155V248H154ZM55 250H56V251H55ZM57 250H58V252H57ZM59 250L62 251V252H59ZM135 250H136V249H134L133 251H135ZM63 251H64V252H63ZM137 251H138V250H136V252H137ZM136 252L134 253V257H137V255H135ZM153 252H154V251H153ZM59 253H60V254H59ZM68 253H69V254H68ZM156 253H157V252H156ZM156 253H155V254H156ZM158 253H159V252H158ZM51 254H50V257H52ZM62 254L65 255V256H63ZM67 254H68V255H67ZM72 254H73V255H72ZM137 254H138V252H137ZM153 254H154V253H153ZM60 255L63 256V258H61ZM159 255H160V254H159ZM159 255H158V257H160ZM139 256H140V255H139ZM139 256H138V257H139ZM156 256H157V255H155V257H156ZM153 257H154V256H153ZM260 257H261V258H264V256H260ZM261 258H260V259H261ZM152 259H153V258H151V260H152ZM158 259H159V258H158ZM158 259L155 260V258H154L152 264H158V262H157ZM51 260H52V258H51ZM53 260H57V259H56V256L54 257ZM77 260H78V257H77V259H76L75 262H77ZM154 260H155V261H154ZM261 260H262V259H261ZM54 262H56V261H54ZM115 262H116V260L113 261V264H115ZM55 264H56V263H55ZM126 264H127V263H126ZM147 264H149V262H148Z\"/></svg>",
  "mask_w": 264,
  "mask_h": 264
}]
</instances>
